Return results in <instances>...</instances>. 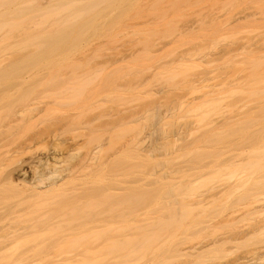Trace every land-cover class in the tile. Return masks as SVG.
Returning <instances> with one entry per match:
<instances>
[{
	"label": "bare ground",
	"instance_id": "obj_1",
	"mask_svg": "<svg viewBox=\"0 0 264 264\" xmlns=\"http://www.w3.org/2000/svg\"><path fill=\"white\" fill-rule=\"evenodd\" d=\"M143 1H145V0H143ZM142 0H0V120H2L3 122H1L2 123V125H1V130H2V127H3V125H4V127H6V128H4L3 127V130L2 131H4L5 132V134L6 135H4V133L0 130V132H2V133H0V148L1 147H3V148H5L4 149V151H2V152H0V157L1 156H3V155H5L6 156V158L8 157V155L11 157V158H9V159H11V162L15 159V160H17L19 157H21V158H23L22 156L23 155H21V156H19L20 154H25V152L26 151H24L25 149H27V148H29V146L32 144V142H34L35 141V143H36V141L37 140H39L40 138H43V140L44 141H42V140H39V141H41V142H44V143H46L45 141H47V140H45L47 137H52L53 139H55V138H57V139H55L56 140V142H54V143H56L57 144V142H61L62 143V140L61 139H59L58 140V138L61 136V132L59 131L58 133L60 134H57V131H55V130H58V126H60L61 125V131L63 130V131H65L64 133H63V131H62V135L63 136H61V138L63 139L64 138V136H69V137H72V134H73V136L74 137H72V138H70V140L71 139H73L74 138V140H75V137L77 138L78 136L79 137H85L86 139L87 138H89L90 137V135L88 134V133H90L89 132V130L87 131V129L86 128H88L87 127V122H88V120H89V118L86 120V124L84 123V121L85 120H83V121H77V122H75L76 121V119L75 118H77V120L79 119L80 120V118H81V116L83 117H85V115H87L88 114V112L90 113V109L94 106V103H92V104H90V102H92L91 100L93 99V97H97V95H102L103 94V91L105 92V88L108 86V88H109V86H110V88H111V85H107V86H104L103 87V82L105 81V80H103V78L104 77H101V74L102 73H99V74H93V73H90V71L88 70V69H86V68H84L85 67V63H84V61L82 62V60H78L77 59V53L82 49V48H84V47H86L89 43H90V41H92L93 39H96V38H99V37H101V36H103V34H107V35H112L113 33H114V30H115V28L116 27H119V26H121L122 24H129V25H131V24H133V26H135V25H137V23L136 22H140V19H138L139 17L140 18H144L145 17V19L147 20V21H149V19L151 18H153L152 16H155L154 17V19L155 18H157V21H158V24H159V21L161 20V18H165V17H167V14H168V16H169V12L170 11H172V13L174 14V15H176L175 13H176V9H178V8H174V6L175 7H177L178 5H179V7L180 6H182L181 8H180V10L181 9H183L184 10V8H185V6H186V8H188L187 7V5L189 6V4H191V5H193L194 4V1L195 2H200V3H202V1L203 2H205L206 0H179V1H181V2H183L185 5L183 6V3L180 5V2H176L175 0H166V2L168 1V2H170V4L167 2V4H168V6L166 7V9H168V10H164L165 9V7H163V6H165V5H163L162 6V4H165L166 2H161V3H159L158 4V2H157V4H152V7H147V8H149V9H147V8H145V5L144 6H142V2H143ZM154 1H156V0H154ZM160 1H162V0H160ZM211 1V0H210ZM217 0H215V2H216ZM225 1V0H224ZM227 1H229V0H227ZM227 1H225V3H227ZM233 0H231L230 2L231 3H234V2H236V4H237V8H238V5H240L239 3V1H233ZM243 1V0H242ZM245 1V0H244ZM247 1V0H246ZM261 1H264V0H261ZM145 2H147V1H145ZM176 4H175V3ZM214 1H213V7H214V5H215V7L213 8V9H215V8H217V9H219L218 7L221 5L222 6V2L221 1H217L216 3H215ZM221 3V4H217V3ZM250 2V1H249ZM257 2V1H256ZM172 3H174L175 5L173 6V5H171ZM208 3V5H210L209 3L210 2H207ZM215 3V4H214ZM225 3L223 4V6L224 7H226L228 4H226V6H225ZM242 3V2H241ZM251 3H252V1H251ZM258 3V2H257ZM260 3V2H259ZM263 3V2H262ZM145 4V3H144ZM178 4V5H177ZM187 4V5H186ZM196 4V3H195ZM244 4H245V2H244ZM256 3H255V1H254V4H253V6L255 5ZM154 5V6H153ZM169 5H170V7H169ZM190 5V6H191ZM208 5H206V8H205V12H206V15L207 14H209V11L207 12L206 11V9L208 8ZM216 5L218 6V7H216ZM230 5V4H229ZM228 5V6H229ZM232 6H233V4H231ZM243 5V4H242ZM242 5H240V6H242ZM247 5V4H246ZM189 6V7H190ZM195 6V5H194ZM221 6H220V9H223V10H225L224 8H221ZM222 6V7H223ZM236 6V5H235ZM234 6V7H235ZM239 6V7H240ZM255 6H257L258 7V5H255ZM261 7H263L264 6V4L263 5H260ZM257 7H255V8H257ZM164 8V9H163ZM231 6H230V10H231ZM189 9V8H188ZM199 9V8H198ZM200 9H201V7H200ZM200 9H199V14H200ZM208 9H210V8H208ZM226 9H228V7H226ZM228 9V10H229ZM258 9H259V7H258ZM183 10L181 11V12H183ZM229 10V11H230ZM174 11V12H173ZM185 11V10H184ZM198 11V10H197ZM196 11V12H197ZM202 11V13L204 14L205 12H203V10H201ZM258 11H261V10H258ZM258 11H257V13H258ZM263 11H264V8H263ZM262 11V12H263ZM177 12H179V9H178V11ZM180 12V13H181ZM186 12V11H185ZM184 12V13H185ZM261 12V13H262ZM171 12H170V14H172ZM211 13V12H210ZM260 12H259V14H258V16L260 17H258V18H256V23H257V20L258 19H261V17H263V15L262 14H264V12L261 14ZM172 14V15H173ZM189 15L188 13H185L184 15ZM202 14V15H203ZM261 14V15H260ZM205 15V14H204ZM209 15H211V14H209ZM232 15V14H231ZM147 16V17H146ZM151 16V17H150ZM171 16V15H170ZM169 16V17H170ZM180 16V15H179ZM201 16V15H200ZM212 16V15H211ZM210 16V17H211ZM214 16V15H213ZM212 16V17H213ZM249 15H246L244 18H247ZM148 17H150L149 19H148ZM174 17V16H173ZM231 17H233V16H231ZM136 18H137V20H136ZM175 18V17H174ZM173 18V19H174ZM177 18V17H176ZM205 18H207V17H205ZM145 19H142L143 21L145 20ZM153 19V20H154ZM165 19H167L168 20V17L167 18H165ZM165 19L163 20L165 23H163L162 25H160L161 27H162V29H166V31H167V29L169 30L168 32H171L170 30H172L173 32H174V27L173 26H171L170 24H174V23H168L167 21H165ZM203 19H204V17H203ZM230 18H228V20H229ZM128 20H130V23L129 22H127ZM145 20V21H146ZM156 20V19H155ZM171 21H172V16H171V19H170ZM176 20H178V19H176ZM208 20V18L206 19V21ZM214 20H216L215 18H211V21H214ZM263 20H264V18H263ZM262 20V21H263ZM142 21V22H143ZM169 21V20H168ZM209 21V20H208ZM138 22V23H139ZM152 22V21H151ZM154 22V21H153ZM169 24L168 26L166 25L167 23ZM174 22H176L175 21V19H174ZM215 22H217V21H215ZM215 22H213V23H215ZM218 22H220V21H218ZM141 23V22H140ZM145 23H147V22H145ZM148 23H150V22H148ZM206 23V22H205ZM205 23H204V25H205ZM208 23V22H207ZM206 23V26H208L209 27V23L207 24ZM263 23H264V21H263ZM262 23V24H263ZM142 24V23H141ZM152 24V23H151ZM154 24V23H153ZM157 24V25H158ZM164 24H165V26H164ZM176 24V23H175ZM229 24H231V22H229ZM252 24H253V21H252ZM259 24V23H258ZM261 24V23H260ZM259 24V25H260ZM154 25H156V22H155V24ZM203 25V26H204ZM210 25H212V22L210 23ZM215 25H221V24H215ZM202 26V27H203ZM205 26V27H206ZM145 25L140 29V27H137V29H140L139 31H144V29L147 27H145ZM159 27V26H158ZM157 27V28H158ZM168 27V28H167ZM171 27H173V29L171 28ZM203 28V31H204V33H203V35H206V31L208 30L209 31V29H207V27L206 28ZM237 27V26H236ZM254 27V26H253ZM256 27V26H255ZM258 27V26H257ZM264 27V26H263ZM144 28V29H143ZM170 28V29H169ZM213 28H215V26L213 27ZM231 28H233V27H231ZM150 29V28H149ZM155 29H156V26H155ZM161 29V30H162ZM164 29V30H165ZM204 29H206V30H204ZM211 30H212V27L210 28ZM158 30H160V28L159 29H157V32H158ZM160 30V31H161ZM177 30V27L175 28V31ZM135 31V30H134ZM141 31V32H142ZM148 31H150V30H148ZM147 31V32H148ZM151 31H153L152 30V28H151ZM201 31H202V29H201ZM214 31V30H213ZM257 31V30H256ZM146 32V31H145ZM156 32V31H155ZM162 32H164L163 30H162ZM258 32H260V35L262 34V32H264L263 30H261V31H258ZM136 33V32H135ZM172 33V32H171ZM202 33V32H201ZM208 33V32H207ZM214 34H215V32H213ZM213 33H211V34H213ZM165 34V33H164ZM235 34V33H234ZM231 35V34H230ZM229 35V36H230ZM231 36H234L233 34L231 35ZM230 36V37H231ZM263 34L261 35V37L263 38ZM262 38H260V39H262ZM148 39H150V41H152V43L154 42L153 40H151V38H148ZM145 40H147V38L145 39ZM187 40V39H186ZM188 41H190V40H188ZM149 43V41L147 40L146 41V43ZM145 43V44H146ZM147 43V44H148ZM152 43L150 42L148 45L149 46H151L152 45ZM260 43V42H259ZM263 45H264V42H261ZM261 44V45H262ZM148 45H145L146 47L145 48H148L149 46ZM261 45H260V47H261ZM264 47V46H263ZM85 49V48H84ZM261 49H264V48H261ZM147 50V49H146ZM149 53V52H148ZM242 53H244V52H242ZM251 53H252V51L249 53V56L251 55ZM254 54H256V53H254V51H253V54H252V56L253 57H255L256 58V56H254ZM219 55V54H218ZM244 55V54H243ZM246 55H248V53L246 54L245 53V55L244 56H246ZM144 56V55H143ZM252 56H251V58H252ZM75 57H76V59H75ZM147 57H148V55H147ZM146 56L145 57H143V58H146V59H148L149 60V58H147ZM142 58V59H143ZM219 58H221V57H219ZM232 58V57H231ZM246 58H248V57H244L243 58V56L241 57V60H240V57H237L236 58V56H234V60L235 59H237V60H233L232 62H236V64H238L239 62L238 61H240V62H245L247 59ZM260 58V57H259ZM262 58V57H261ZM260 58V59H261ZM80 59V58H79ZM239 59V60H238ZM243 59V60H242ZM246 59V60H245ZM253 59V58H252ZM250 60V59H248L247 61H248V63L251 61L253 64L251 65V63L250 64H248V65H245L244 63H241L240 65H241V69L242 70H244L243 68V66H246L245 68H247V69H249V65H251V72H250V70L248 71V74H249V76H250V73H252L251 75H252V79H249V80H252V82L253 83H255L256 85H258V83L260 84L261 82L262 83H264V69H262V68H264L262 65H260L258 62L260 61V60H257L258 58H256V61H254V60ZM152 60V59H151ZM217 60V59H216ZM232 60V59H231ZM262 60V63H264V59L262 58L261 59ZM80 61H81V63H80ZM143 61V60H142ZM192 61V60H191ZM190 61V62H191ZM226 62L228 61V60H225ZM224 61V62H225ZM189 62V63H190ZM194 62V61H193ZM224 62H222V63H224ZM231 62V63H232ZM238 62V63H237ZM255 62V63H254ZM221 63V64H222ZM228 63H230V61L228 62ZM183 64H185V63H183ZM191 64H192V62H191ZM186 64V65H189V66H193L194 67V64ZM234 63H232L231 65H233ZM243 64V65H242ZM231 65H225V66H231ZM239 65V64H238ZM84 66V67H83ZM87 66V68H88V65H86ZM180 66V67H179ZM178 67H176V68H179V70H180V68H182L183 69V67L184 66H182V65H179ZM197 66V65H196ZM212 66H214L213 64H212ZM223 66V65H222ZM262 66V67H261ZM82 67L84 68V70H85V72L83 71V69H82ZM136 67V66H135ZM193 67H188V69H191L192 70V68ZM217 67V66H216ZM235 67L236 68H239V66H236L235 65ZM79 68V69H78ZM176 68H174V70L176 69ZM209 68V67H208ZM212 68V67H211ZM254 68H255V70H254ZM257 68V69H256ZM261 68V69H260ZM71 71H70V70ZM78 69V70H77ZM185 69V68H184ZM183 69V71L184 72H187V71H189L188 69H186V71ZM214 69L215 68H213V73H214ZM217 69H218V67L215 69L216 71H217ZM219 69H225V67L224 68H220L219 67ZM252 69H253V72H252ZM259 69H260V72H258L259 71ZM70 71V72H68V71ZM82 71V72H78V71ZM173 70V69H172ZM212 70V69H211ZM211 70H209V71H211ZM236 70H240V68L239 69H236ZM87 71H89V72H87ZM169 71V70H168ZM171 71V70H170ZM170 71L168 72V73H170ZM177 71V69L175 70V72ZM182 71V70H181ZM181 71H179L180 73H181ZM209 71H207V72H209ZM215 71V73H217ZM241 71V70H240ZM262 71V72H261ZM73 72V73H72ZM116 72V71H115ZM175 72H172V73H175ZM219 72V71H218ZM223 72H224V70H223ZM223 72L221 71V72H219L218 73V75H221V74H223ZM246 73H247V71H245ZM250 72V73H249ZM47 73V75L45 76V74ZM70 73V75L69 76H67L68 77V79L69 78H71V76H72V78L71 79H67V77H66V75L67 74H69ZM80 73H82L83 75H81ZM85 73V74H84ZM87 73H89V74H87ZM166 73H167V71H166ZM209 73H212V72H209ZM226 73V72H225ZM224 73V74H225ZM243 73H244V71H243ZM261 73V74H260ZM114 74H116V73H111L110 74V76H112V75H114ZM137 74V73H136ZM187 74H190V71L189 72H187ZM45 76V77H42V76ZM83 77H81V76ZM84 75H85V78H84ZM100 75V76H99ZM107 75V74H106ZM117 75H119V74H117ZM162 75H164V74H162ZM244 75H246L247 76V74H245L244 73ZM98 76L100 77V79L102 78V80L101 81H99L100 79H98ZM116 76V75H115ZM177 76V75H176ZM189 76V75H188ZM66 77V78H65ZM75 77V78H74ZM173 77H174V75L173 76H171V78L173 79ZM179 76H177V80L179 81V78H178ZM63 78H65V80H67V81H65L66 82V86L65 85H63L61 88H59L62 84H63V82H62V79ZM114 78V77H113ZM164 78H166V81L169 83V82H171V81H173L172 79H170V77H164ZM168 78V79H167ZM249 78V77H248ZM106 79V78H105ZM108 79H109V77H108ZM111 79V78H110ZM181 79H183V78H181ZM185 79L186 80H190L189 78H186L185 77ZM61 80V81H60ZM73 80H75L74 81V84L72 83L73 82ZM112 80V79H111ZM165 80V79H164ZM175 80H176V77H174V83H172V85H174L176 82H178V81H176L175 82ZM224 80H228V79H224ZM68 81H71V83H69V85H68ZM99 81V82H98ZM108 81H110V80H108ZM231 81V80H230ZM239 81V80H238ZM237 81V82H238ZM242 81V80H241ZM32 84H31V83ZM62 82V84H60ZM64 82V83H65ZM110 82H114V81H110ZM186 83H187V81H185ZM226 82V81H225ZM229 82V80L227 81V83ZM251 82V81H250ZM249 82V83H250ZM252 82L250 83L251 85H252ZM59 83V84H58ZM107 82L105 81V83L104 84H106ZM170 83V84H171ZM242 83H245V81L243 82H241V83H236V84H242ZM73 84V85H72ZM108 84V83H107ZM113 84H115V83H113ZM252 85L251 86V88H253V86H254V88H256L255 86L256 85ZM44 85H50L51 87H50V91H49V93L48 94H45V95H41L40 93H39V89L41 88V87H43ZM94 86V85H98V88H96V86L94 87V89L93 88H88L89 86ZM245 85H247V82H246V84ZM59 86V87H58ZM117 86V87H116ZM133 86V85H132ZM238 86V85H237ZM115 87L117 88L116 89V91H119V87H118V85L116 84L115 85ZM242 87V86H241ZM243 87H244V85H243ZM242 87V88H243ZM67 88V89H66ZM104 88V89H103ZM110 88L108 89V90H110ZM112 88H113V86H112ZM246 88V87H245ZM251 88H249L250 90H248V91H250L249 92V96H259V97H263L264 98V95H262L260 92H258L259 90H257L258 88H256L255 90H253V89H251ZM66 89V90H65ZM89 89H91V90H89ZM113 91H114V89H112ZM240 90H241V88H240ZM111 92V90H110V94H112V93H117V92ZM212 91H214V90H212ZM97 92H100V94H97ZM107 92V91H106ZM209 93L207 94V93H205L206 95H209V94H213V93H215V92H217L218 93V91L216 90V91H214V92H212L211 93V90L210 91H208ZM238 92H241V91H238ZM96 93V94H95ZM118 93H120V92H118ZM117 93V94H118ZM217 93H216V95L214 94L213 96H218L217 95ZM223 93V92H222ZM251 93V94H250ZM92 94H93V97H92ZM95 94V95H94ZM107 94H108V92H107ZM116 94V95H117ZM242 94V93H241ZM106 95V94H105ZM113 95V94H112ZM112 95H108L107 97H109L110 98V101L112 102V101H114V100H117V96L112 100L111 98H112ZM219 95H220V92H219ZM243 95V94H242ZM42 96V97H41ZM113 96H115V95H113ZM120 96H121V94H120ZM222 96V97H221ZM233 96V95H232ZM44 97V98H43ZM45 97H47V98H45ZM125 97H126V95L125 96H123V97H121V98H124L123 100H122V102H127L128 101V98L127 99H125ZM208 97H210V95L209 96H206V102H207V98ZM220 97L221 98H224L225 97V95L223 96V95H220ZM234 97V96H233ZM236 97V96H235ZM241 97V96H240ZM238 98V97H236V99L234 100H232V103H233V105H234V109L233 110H247L246 112L248 113L250 110H256L255 112H254V110L252 111L253 112V116L251 115L252 113H251V111L248 113V115H247V113L246 114H244V112H243V114L246 116L247 115V118H248V116L249 115H251V117H249L248 118V122L247 123H245L246 122V120H244L243 119V117H244V115L243 114H241V118L240 117H238V119H239V121H238V123H236V124H232L231 125V127L233 128V129H228V130H226V128H225V126L226 125H223L224 123H228V121H229V123L232 121H234L233 123H235L236 122V120H237V116L239 115L240 116V114L239 113H242V112H236V111H234L236 114V116L234 115V112H233V110L231 111V116L230 115H227L226 117H224L222 120H220V123H222L223 122V127L224 128H222V130L219 128V126L221 125L220 123H219V121L217 122V121H215V122H212V124L214 125L215 123H217V125H219V126H217L216 124H215V126H217L216 127V129H215V131H217L218 129V132H214V129H213V127L215 128V126H212V124H211V128L213 129V131H211V136L213 137V138H211V137H209V135L208 136H204V137H209V138H207V139H210V141L212 140H214V142H222V148L223 149H225L226 147H228L232 142L231 141H234L237 137L239 138V134H237L238 132L239 133H241L240 132V130L241 131H244V132H247L248 130H250V129H248L249 127H251L254 123H256V122H258V121H260V122H264V103H263V106H262V100H260L261 101V103H260V101H258V103L260 104H258L259 106H261L260 108H258V105L256 106V105H253L252 107H247V109L245 108V106H246V104H242V103H240L241 102V100L240 99H243L242 97L241 98ZM40 98H42V99H40ZM108 98V99H109ZM121 98H119L120 100H121ZM47 100V101H45V100ZM214 99V100H213ZM210 98V103H212L213 102V104L215 103L216 104V101H220V99H219V97L217 98L216 97V99H215V97L214 98ZM217 99H219V100H217ZM41 100H42V102H41ZM90 100V101H89ZM119 100V102H121ZM238 102H237V101ZM68 101V102H67ZM118 101V100H117ZM235 101V102H234ZM71 102L72 103H74V104H72L71 105ZM115 102V101H114ZM205 101H204V103H205V105H207V103H206ZM264 102V101H263ZM59 103V104H58ZM64 105H63V104ZM68 103H70L69 104V106H71V108L67 105ZM75 103H76V108L77 107H79L80 108V106H82L83 108H82V110H75V112L73 111V112H71L70 113V109H71V111H72V109L74 110L75 108ZM118 103V102H117ZM203 103V104H204ZM209 103V102H208ZM209 103V104H210ZM40 104H42V105H40ZM58 104V105H57ZM203 104H201L200 106L201 107H205V105H203ZM207 105L206 106V108H201L200 106H197L198 108H201V111L202 110H204V112L207 114V109H209V107H212L213 108V106H214V109H216L218 106H215V105ZM242 104V105H241ZM56 105V106H55ZM63 105V106H62ZM65 105H67L68 107H69V109H68V107L67 106H65ZM217 105V104H216ZM237 105H239V106H243L242 108L241 107H239V106H237ZM42 106V107H41ZM55 106V107H54ZM62 106V107H61ZM41 107V108H40ZM60 107V108H59ZM65 107H67V108H65ZM91 107V108H90ZM236 107V108H235ZM239 107V108H238ZM51 108H52V111L54 112H52L51 111ZM55 108L57 109V111H58V113H57V111L55 112ZM94 108V107H93ZM92 108V109H93ZM197 108V109H198ZM249 108H251V109H249ZM256 108H258V109H260V110H257ZM3 111H2V110ZM59 109V110H58ZM62 109V110H61ZM63 109H64V111H65V109L66 110H68L69 112H66V113H64V111H63ZM81 109V108H80ZM156 109V108H155ZM153 110V112L155 111V113H156V117L157 116H159V112H160V108H157L156 110L158 111V112H156V110ZM206 109V110H205ZM249 109V110H248ZM89 110V111H88ZM118 110V109H117ZM210 110H212L211 108H210ZM41 111H44L42 114L40 113ZM49 111H51L52 113H50ZM60 111H61V113H60ZM79 111V112H78ZM164 111V110H163ZM209 111V110H208ZM259 111V112H258ZM62 112L65 114V115H63V116H61V117H59L60 116V114H62ZM153 112H152V114H153ZM60 113V114H59ZM118 113H119V110H118ZM155 113L152 115V114H150L149 115V117H148V119L150 118V116H152V118H150L149 120H151V121H153V119H154V122L156 123L157 122V124L159 123V121L161 120V122H163V120L161 119V117H163V115L161 114L160 115V117L159 118H156V120H158V121H155ZM162 113V112H161ZM164 113V118L165 119H167V120H169V118L167 117V114H166V112L164 111L163 112ZM205 113H203L204 115H202V120L201 121H205L204 119H205V117H206V114ZM230 113V112H229ZM257 113V115L254 117V115ZM44 114V115H43ZM54 114H56V115H54ZM59 114V115H58ZM125 114V113H124ZM259 114V115H258ZM79 115H80V117H79ZM129 115H130V117H132V118H130L129 120H130V122H129V120H128V122H127V120H125L127 117H125L126 115H124V116H121V118L120 117H118L117 119L118 120H122V121H117L116 123H120L121 122V124L123 125V121L125 122V128H129L130 130L132 129V123L134 122V120H136L135 118H134V116H131V115H134L133 113H132V111H129ZM234 115V116H233ZM261 115V117H259L261 120H258L257 121V119H259V118H257L256 119V117H258V116H260ZM58 116V117H57ZM231 117L232 118V116L235 118V120H234V118L233 119H228L227 117ZM2 117V118H1ZM83 117V118H84ZM87 117V116H86ZM86 117H85V119H86ZM167 117V118H166ZM83 118H81V119H83ZM125 118V119H124ZM144 119V117H142V116H140L139 115V113H138V115H137V119ZM204 118V119H203ZM228 119V121L227 122H224L225 120H227ZM5 119V120H4ZM46 120V121H44V120ZM116 119V120H117ZM132 119H134V120H132ZM225 119V120H224ZM240 119H243V120H240ZM7 120V122H5ZM41 120V121H40ZM75 120V121H74ZM147 120V119H146ZM255 120H256V122H255ZM36 121H40V122H42L41 124H40V122L38 123V122H36ZM49 123H48V122ZM70 121H71V123H70ZM73 121V122H72ZM200 121V122H201ZM243 123H242V122ZM4 122L6 123V124H4ZM28 122V125H26V124H24V123H27ZM48 123L49 125L51 124L52 125V123H53V125H55V123H57L58 125H57V127H56V125H55V129L54 128H51V127H53V126H46V124H44V123ZM51 122V123H50ZM80 122H82V123H84V124H82V123H80ZM132 122V123H131ZM165 122V121H164ZM167 122V121H166ZM242 124H241V123ZM0 123V124H1ZM38 123V125L39 126H41V129H39L40 131H38V125L36 126V130H32V129H34L35 128V126H33L32 127V125H36ZM60 123V124H59ZM68 123H70V125L68 124ZM73 123V124H72ZM79 123H80V125H79ZM127 123V124H126ZM193 123H195L194 121H193ZM202 123V122H201ZM219 123V124H218ZM227 124V125H230V124ZM244 123L246 124V125H244ZM30 124H32L31 125V127H29L30 126ZM43 124V125H42ZM77 124V127H75V125ZM131 126H130V125ZM154 124V123H153ZM196 125H197V121H196V123H195ZM23 125H26V127L24 126L23 127V132L22 133H20L21 131L20 130H22V127L21 126H23ZM45 125V126H44ZM62 125L64 126L65 125V127H66V125H69L71 128H72V126H73V128L71 129L69 126H67L68 128H70L72 131H74V132H70L69 133V135H68V131H70V129L68 130V128L66 127V129H62ZM120 125V124H119ZM126 125H127V127H126ZM129 125V126H128ZM240 125V126H239ZM242 125H244V126H246V129H247V131H245L246 129H244L245 127L243 126L242 127ZM44 126V128H42ZM80 126V127H79ZM140 126V125H139ZM157 127H158V125H156ZM162 126V125H161ZM236 126V127H235ZM18 127H21V128H18ZM27 127H29L33 132H34V134L32 135V133L33 132H30L29 130L30 129H26ZM46 127V128H45ZM47 127H50V129L49 130H51V129H53V133H51L52 132V130H51V132L50 133H48L47 132ZM83 128L84 127V130L83 129H79L78 130V128ZM160 127V126H159ZM240 127V128H239ZM248 127V128H247ZM11 128H13V129H11ZM15 128H17L16 130L18 131V135L19 134H22L21 135V137L22 136H24L26 133L27 134H29V136H28V138L26 139V137L24 138V137H20V135L18 136L17 135V137H18V139L16 140V139H14V138H17V137H15V133L14 132H17L16 130H14ZM25 128V129H24ZM75 128V129H74ZM120 128L122 129V127L120 126ZM119 128V129H120ZM162 128V127H161ZM4 129H6L7 130V132H6V130H4ZM13 131L14 130V132H12L11 130ZM18 129H20V130H18ZM44 129V130H43ZM74 129V130H73ZM118 129V130H119ZM133 129H135V128H133ZM211 129V130H212ZM238 129V131L236 132V134H237V137L234 139V136L233 135H235V133H232V135H230L231 137H227V136H229L228 134H227V136H226V134H225V132L226 133H231V131L233 130H237ZM25 130H26V132H25ZM46 130V131H45ZM77 132H76V131ZM81 130V131H80ZM136 130V129H135ZM225 130V131H224ZM230 130V131H229ZM258 130V129H257ZM254 130V131H256V132H254L253 134H250V131H248L247 133H243V134H241L242 136H241V141L244 143L243 145H245V146H247L246 148H243L241 145H238V146H241L242 148H243V153H249V152H246L245 150L246 149H249V148H252L253 147V149H251L252 151L250 152V154L248 155L247 154V156L246 155H244V156H246V158L244 157V158H242L240 155H239V152L237 153L236 152V148L234 147V144H233V147H231V148H234V149H232V154L231 155H233V150L235 151V154L231 157L230 156V154L229 153H227L228 155H226V152L228 151H225V150H223V152H225V158H227L228 160H225V162L227 163V165H228V163H229V166H230V168H231V170H232V174L229 172V171H227V170H230V169H227V167L226 168H223V167H221L222 168V170H221V168L219 169V166H224V165H219V164H217V163H215V161H214V158L215 157H217L219 160L221 159V158H219L218 156L219 155H222V154H217V156H216V154H215V150H214V148H212L213 147V145H211V143H213L212 141L210 142H208L207 140H205L206 141V143L205 142H202V145L201 146H203V144H207V145H211V148L214 150H212L210 153H212L211 155L213 156V153H214V156H213V159H211L210 158V155L208 156V155H205L204 153H202V151H203V149H201V147L199 148V144L201 143V142H198L199 140H197V138L198 139H200L199 138V136H197V137H194L193 139H191V140H193L192 141V143L191 142H189V141H191V140H189V141H183L182 143L184 144V146L185 145H188L189 143L190 144H192L191 146H193V145H195L197 142L199 143H197L196 144V146H193V147H196V149H198V151L196 150L195 151V148L193 149V147L191 148V146H185V148H189L190 150L191 149H193V151H195V152H192V151H189L190 152V155H189V153L187 152V153H185V152H183V153H185L186 155L188 154V156H190L191 157V160H190V162H188V163H192L193 161H194V163L193 164H190V165H193V166H195L196 167V165L198 164V161H199V164H198V166L199 165H201L202 163H206V164H208V166H206L205 167V164H204V166L203 165H201V167H196L197 169V172H201L202 171V173L204 172V171H208L209 172V170H211L210 172H214L215 174H217L218 175V171L217 170H220V171H222L220 174L222 175V178L224 177H229V175H230V178L229 179H233V180H235V181H229V182H227L226 183V180H224L225 182H221L220 181V184L219 185H217V187L218 186H222V184H223V187H225L224 185H229V184H231V186L229 187V186H227L226 188L228 189V190H230V189H232L233 190V188H234V186L236 187V185H233V187H232V184L233 183H242L243 184V182L245 183V182H247V181H250V177L248 178L247 176H252V175H250L251 173L253 174L254 173V176H257V174H259L260 175V173L262 172L263 173V171H264V164L262 165V163H264L263 161H264V134L262 133V130L260 129V130ZM39 133H38V132ZM44 131V132H43ZM123 131V130H122ZM121 131V132H122ZM132 131V130H131ZM137 131V132H136ZM135 131V133H136V137H137V133H139L138 132V130H136ZM155 131H157V129L155 128ZM221 131V132H220ZM222 131H224V132H222ZM234 131V132H235ZM261 131V132H260ZM11 132H12V135H14V137L11 135ZM25 132V133H24ZM43 132V133H42ZM45 132L46 133H48V134H45ZM82 132H84V133H82ZM88 132V133H87ZM159 132H160V130H159ZM212 132H214V133H218V134H220V136H222L221 134H223L226 138H232V136H233V138L232 139H234V140H228V139H226L225 137H223L224 139H225V141L222 139V138H220V136L217 134V136H215ZM220 132V133H219ZM251 132H253V131H251ZM80 133V134H79ZM141 133V132H140ZM153 133H154V131H153ZM258 134V136H256V134ZM259 133H262V134H260L261 136H260V138H259ZM8 134V135H7ZM9 134L11 135V137L15 140V141H21V143H22V145H20V143H18V142H15L14 140H12L11 138V141L10 140H8L9 138ZM24 134V135H23ZM27 134H26V136H27ZM77 134H79V135H77ZM85 134V135H84ZM127 134H129V132L127 133V132H122V134H120L121 136L123 135V136H125V137H127L126 135ZM2 135V136H1ZM6 136V137H4V136ZM57 135H59L58 137H57ZM71 135V136H70ZM82 135V136H81ZM117 135V134H116ZM134 135V134H133ZM158 135V133L156 132V136ZM254 135V136H253ZM44 136H45V139H44ZM121 136H120V138L118 139L117 137H116V139H118V140H116L115 139V137H114V140L115 141H117V142H119L120 140H122V141H120V142H122V143H124L125 141L127 142H125L126 144H122V148L121 147H119V145H117L118 147H116V150H118L117 148H121V150L123 149H125L124 147H127L126 145H130V143H128V140H127V138L129 139L130 137H131V139L133 138L132 136H130V135H128V137L127 138H125V140H123V139H121ZM122 136V137H123ZM219 136V137H218ZM236 136V135H235ZM98 137V135H96V137L95 138H97ZM151 137V136H150ZM160 137V136H159ZM158 137V138H159ZM201 137V136H200ZM216 137V138H215ZM219 138V140H218V138ZM259 138V141L260 142H257V140L255 139V138ZM4 138L5 139H7L8 141L6 142L7 144H8V142L10 141V143L9 144H11L12 145V142L14 141V145H16V146H14L15 148H17L18 149V151L17 150H15V148L13 147V145H12V147H13V149L11 150L10 149V145L9 146H6L4 143H3V141H5L4 140ZM23 138L24 139H26V140H23ZM49 138H47L48 139V141H49ZM100 137H98V139H99ZM138 138H139V136L137 137V139H136V141H138ZM155 139V141H154V139ZM196 138V139H195ZM237 138V139H238ZM252 138H254L255 140H256V142H254L253 140H252ZM22 139V140H21ZM68 139V137L66 138V140ZM130 139V140H131ZM145 139V138H144ZM146 139H147V137H146ZM159 139H162V141L160 142V140H159V144H158V148H157V146H156V149H160V148H162V149H160L162 152L163 151H165V153L167 152V154H164V152L162 153L161 151H159V153H161V154H159L158 153V151H156L157 152V154H159L158 156H160L161 157V155L163 154V155H169V156H167V158L165 157V156H163V158H166V159H163V158H158V156L157 155H155V157L156 158H158V159H163V160H169L170 158H168V157H170V155L172 154H175L176 153V151L178 152V151H181V146H182V149L184 148L183 147V144L181 145V146H179L178 147V149H177V147H175V148H173V145L175 146V144H173L172 142L174 141V143H176V141H177V139L176 140H173L172 142H171V144L172 145H169V141H165L166 143V145L163 143V138H162V136H161V138H159ZM204 139V138H203ZM202 139V137H201V140L202 141H204ZM206 139V138H205ZM55 140H52V141H55ZM89 140V139H88ZM88 140H86V142L88 141ZM150 140H153V142H155V143H158V141H157V137H151L150 138ZM197 140V141H196ZM200 140V141H201ZM216 140V141H215ZM221 140H223L224 142H226V141H230L231 143L229 144V143H225V145L227 144H229L228 146H225V145H223L224 144V142L223 141H221ZM24 141V142H23ZM47 141V142H48ZM50 141H51V138H50ZM63 141H65V139H63ZM68 142H69V140H67ZM67 141H65V142H67ZM91 141V140H90ZM124 141V142H123ZM131 141H133V140H131ZM157 141V142H156ZM195 141V142H194ZM236 141V140H235ZM240 141V140H239ZM240 141V142H241ZM255 143H253V142ZM92 142H96L95 140H94V138H92V141L90 142V143H92ZM101 142V140L99 141V143ZM117 142H115V143H117ZM130 142V141H129ZM133 142H135V140L133 141ZM133 142H131V144L133 143ZM141 141L139 140V143H140ZM189 142V143H188ZM238 142V141H237ZM248 142H250V143H252L253 145L251 146V144L249 143V144H247ZM17 143V144H16ZM40 143V142H39ZM98 142H96L95 143V146H96V148L94 149V148H91V149H88L89 150V152H87V150L86 151H84L85 152V154L83 153V152H80V151H78L79 152V155H78V152L76 153L77 155H74L73 154V156L71 157V155L69 156V157H67V158H64L65 157V152H64V150H63V154H64V156L62 155L61 156V154H62V151L60 152V150H57L58 149V145H59V143H58V147H55V150H53V151H51L50 150V152L48 153L47 152V154L46 153H43L42 155H40V156H34V157H32L29 161H28V163L26 162H20L19 160L20 159H18L17 161H15V162H18V164H16L15 162H14V164L16 165V166H14V168H13V170L11 171V172H14V173H11V174H9L8 172L10 171V170H8V168L12 165V163H11V165L10 164H8L9 163V161L8 160H6L5 161V159L6 158H4V156H3V159H0V160H2V163L4 164H6V166L8 167H6L5 168V164L4 165H1V166H3V167H1L0 166V169H4V170H8V172L7 171H5V176H6V173L8 174V176L6 177V178H3L2 176H4V174L2 175V171H4V170H1L0 171V179L1 180H3V183H2V185L1 186H3V188L5 187V185L7 184V189H3V188H0V194H2V195H4V197L1 195L0 196V198L1 199H5L6 197L8 198H11L12 196H13V194H12V196H11V194H8V192L9 193H11L12 191L10 190V187H11V189H13L14 191H17V190H15V189H18L20 192V194L21 195H19L18 196V194H17V192H15L17 195H15V193H14V195H15V198L14 197H12V198H14L15 199V201H16V204L18 205V204H20L21 202V205L25 208V209H28V208H30V210H28V211H26V210H24L23 211V207L21 208V207H17L16 208V204L13 206H11L12 208H13V210H15V212H16V214H15V212L13 213V214H15V215H13L12 213H11V211H10V209H9V206H8V208L6 207H1L0 208V257H1V254H2V256H5V259H4V257H1L0 259H2L3 258V260H7L8 258H9V260H7V263H10V258L12 257L11 256V254H17L18 255V253H20L19 255V257H21L22 259H26V258H33L32 256H34L35 255V253L37 254V253H39L40 255H41V257L42 258H44V256H45V254H44V252H47V256H48V254H49V256H51V255H53V253L55 252L53 249L55 248V250H56V252H57V254L56 253H54V255H53V257L54 256H57L58 257V255L60 256H65L64 258H66V256H67V258L64 260V261H66V260H69L70 258L72 259H75V258H77V259H79L80 261L78 262H76L77 264H137L141 259L143 260V258H145L146 256L148 257L150 254L152 255H154L155 253V255L157 256V258H161L160 257V255L162 254L163 255V253H162V251L160 252V249H162L161 248V245H162V243H163V241L165 242V240H167V236H168V238H169V235H174V234H176L175 233V231L179 228H181L180 227V225H183V224H186V222L188 221L187 219V216L189 215V213H190V215L191 214H193V213H196V214H193V215H191V217L193 216V218L195 219V217L197 216L198 218L200 217V218H202V214H205L206 215V210H202V209H198V211H196L197 209H195L194 210V208L193 209H191V210H194V211H192V213L190 212V210H189V212H188V204H189V201L191 202V199L189 200V201H185L186 199H189V198H192L193 200H196L197 201V198L198 197H201V196H199L198 194H197V198L195 199L194 197H192L193 195L195 196V194H191V193H188V192H192V188H197L196 186H195V184H197V182L194 184V187H192V185H190V183H193L194 182V180L193 181H189L188 179L187 180H185V181H188V182H185V184L184 185H180V186H182L181 188H183V186H186L187 185V187L185 188H183V189H181V188H178L179 190V193H177V192H175L176 190L175 189H177V187H178V185H179V183H176V184H174L175 182H173L172 180L174 179V176H173V178L171 177V175H174L175 174V171H177L178 173H180V172H182L183 173V171H185V170H187V168L189 167V169H188V171L189 170H192L191 168H193L194 170H195V168L194 167H191L190 168V165L189 164H187V162H184V163H182V164H184V168H182V169H184L183 171H179V170H177V169H181V167L179 166V165H182V164H178V167H177V169L176 170H173V169H169L168 170V168H169V166L168 165H170V164H177V162H174L175 161V159L177 158L175 155L174 156H172L171 157V159H170V161L172 162H170V161H168V163H166L165 161L163 162V160H158V159H156L157 160V162H155L154 164L156 165H153L152 166V169L151 170H153V173L156 175L159 171V173L156 175V176H158L159 178L158 179H153L154 181L155 180H157V181H153V180H151L150 179V182H152L153 184L154 183H158V185H161L160 184V182H162L161 180V177L163 178V179H165V181H166V186L167 187H169L171 184H174V185H172L171 187L172 188H168V190L166 189V192L165 191H163L162 192V190L161 189H165L166 188V186H163L164 185V183H162L163 185H161L160 187H158V185H157V188L158 189H156V187H153V184H152V188H151V190H149L150 189V186L148 187V186H146V188L148 187L149 189H145V191L144 190H142L143 188L142 187H144L143 186V184H136L135 186H138V185H141L142 187H141V192L142 193H144V192H146V193H144L143 195L141 194V196H142V198H143V201H142V199L141 200H139L140 198H137V197H141L138 193H136L137 191L136 190H134V189H137L136 187L134 188V187H131V188H134V189H132V191H134V194L132 193L131 194V192L132 191H130L129 189H131L130 188V184L128 185L129 187H127V185L125 186L124 184H126V183H124V179H123V181H122V178L123 177H125V175L124 176H122L123 175V173H126V171H128L127 169H129L130 167L132 168L134 165H133V163L132 162H129V160L132 158V156H131V154H132V152H133V150L131 151V150H128V149H130V148H126V151H127V155H129V156H131V158L130 159H127V157H125V155L123 156V154L122 153H120V154H122V155H118L116 152H113V156H112V153H110L111 154V157H113V158H111V160L113 159V161L115 160V158L117 159V157H115L114 158V153H116V155H118V156H123L124 158H126L125 159V161H124V159H122V157H120L119 159L121 160L120 162H123L122 164H118V163H115V162H119V161H117V160H115L114 162H111L112 164H110L109 162L111 161H108V163H109V165H111V168H110V166H109V169H108V166H106V165H108V163H107V161L106 160H108V159H110V156H109V149H108V151H107V149H104V152H103V150H102V145H101V143L99 144V146H97L98 144H97ZM154 143V144H155ZM161 143H162V145H161ZM188 143V144H187ZM195 143V144H194ZM210 143V144H209ZM18 144L24 149H20L21 147L20 146H18ZM34 144V143H33ZM32 144V145H33ZM36 144H38V141H37V143ZM66 144V143H65ZM65 144H61V145H65ZM137 144H138V142H137ZM136 143H135V146L137 145ZM144 144V142L143 143H141V144H139L140 146L141 145H143ZM148 144H149V146L151 147L152 145H150L151 143H147V145H146V143L144 144V146L146 145L147 147H148ZM247 144V145H246ZM258 144V145H257ZM32 145H31V147H32ZM156 145V144H155ZM162 146V147H160V146ZM167 145H169V147L167 148ZM248 145H250L251 147H249ZM6 146V147H5ZM18 146V147H17ZM66 146V145H65ZM65 146L63 147V148H65ZM94 146V147H95ZM112 146H114V145H112ZM110 147V149H112L113 147ZM131 146V145H130ZM134 146V145H133ZM138 146V145H137ZM137 146L134 148V147H132V148H134V151H135V153H136V150H137ZM143 146V147H144ZM166 146V147H165ZM237 145H236V147H238ZM7 147H9V148H7ZM20 147V148H19ZM147 147L145 148L144 147V149L142 148V146L141 147H139V148H142L143 149V151H142V149H139V150H141L142 151V153H144V151L146 150V153H144L143 155H145L144 157H146L147 155H148V157H150L149 155H152V154H155L156 152L155 151H153V152H151L152 154H150L148 151H150L149 149H151L150 147H148L149 149L147 150ZM160 147V148H159ZM204 147V151H207V149H210V147L208 148V146L206 147V145L205 146H203ZM206 147V148H205ZM62 147H60V149L62 150L63 149ZM164 148V149H163ZM171 150H170V149ZM184 148V149H185ZM229 148V147H228ZM7 149V151L5 152V150ZM29 149H31V148H29ZM54 149V148H53ZM94 149V150H93ZM136 149V150H135ZM153 149V148H152ZM166 149H168L167 151H166ZM175 149V151H173ZM177 149V150H176ZM206 149V150H205ZM227 149V148H226ZM230 149V148H229ZM238 149H240L239 147H238ZM245 149V150H244ZM11 150V154L9 153V151ZM19 150L22 152V153H20L19 152ZM24 152H23V151ZM123 150H122V152H123ZM172 151V152H170V153H168V151ZM186 150V149H185ZM240 150H242V149H240ZM12 151H17V152H19L18 154L17 153H15L14 154V152H12ZM91 151V152H90ZM115 151V150H114ZM125 151V150H124ZM129 151H131V152H129ZM182 151H184V150H182ZM199 151H201V152H199ZM203 151V152H204ZM209 151V150H208ZM219 151H220V149H219ZM245 151V152H244ZM5 152V153H4ZM27 152H29V150H27ZM26 152V153H27ZM87 152V153H86ZM103 152V153H102ZM107 152V153H106ZM119 152H121L120 150L118 151V153ZM175 152V153H174ZM228 152H230V151H228ZM241 152V153H242ZM1 153L3 154V155H1ZM7 153H8V155H7ZM108 154L107 156H105V158L106 157H108V159L106 158L105 160H104V157H102L103 155H105V154ZM130 153V154H129ZM135 153H133L132 155H135ZM147 153H149V154H147ZM193 153V154H192ZM194 153H195V155L197 154V153H199V154H202V155H199V154H197L196 156L194 155ZM207 153V152H206ZM240 153V154H241ZM13 154H14V156H13ZM238 154V155H237ZM15 155H18V157H17V159H16V157H15ZM243 155V154H242ZM136 156H137V153H136ZM136 156H134V158L136 157ZM139 156H142V155H139ZM177 156H178V154H177ZM195 156V157H194ZM201 156V157H200ZM203 156V157H202ZM206 156V157H205ZM226 156H229V157H226ZM241 158H240V157ZM249 156V157H248ZM13 157H14V159H13ZM154 157V158H155ZM189 157V158H190ZM196 157H197V159H196ZM210 158V161L211 160H213V161H211L210 163H215L216 164V167L214 166L215 164H213V165H211V166H213V167H215V168H217L216 170H214V171H212L213 169H215V168H211V167H209L210 165V163L209 162H204V160L203 159H207V158ZM222 157L224 158V156L222 155ZM2 158V157H1ZM63 158V159H62ZM129 158V157H128ZM151 158V157H150ZM150 158H149V160H150ZM153 158V157H152ZM151 158V159H152ZM173 158V159H172ZM179 158H180V156H179ZM189 158H187L186 160L187 161H189ZM193 158V159H192ZM198 158H199V160H198ZM208 158V159H209ZM217 158L215 159L216 160V162L217 161H219V160H217ZM8 159V158H7ZM13 159V160H12ZM64 159H66L67 161H65ZM75 159V160H74ZM101 159H103L102 161H104L105 163H107V164H105V167H107V168H105L104 166H102V165H104L103 164V162L101 163ZM136 159H138V158H136ZM139 159H142V157H140ZM202 159V160H201ZM205 159V160H206ZM242 159V160H241ZM246 159V160H245ZM22 160V159H21ZM71 160V161H70ZM174 160V161H173ZM185 160V161H186ZM7 161H8V163H7ZM23 161V160H22ZM68 161H70V162H68ZM100 163H99V162ZM128 161V162H127ZM158 161H160V162H158ZM192 161V162H191ZM196 161V162H195ZM207 161H209V160H207ZM246 162V161H248V162H246V165H242V166H246V167H243V168H245V169H243V168H241V165H240V170H236L235 168H232L233 166H231V165H237L238 163L239 164H243V162ZM126 162L128 163V164H126ZM151 162V161H150ZM202 162V163H201ZM220 162V161H219ZM262 162V163H261ZM1 163V164H2ZM25 163V164H24ZM165 163V164H164ZM186 163V164H185ZM201 163V164H200ZM221 163H223L222 162V159H221ZM100 164V166H98ZM117 164H118V166L119 167H121L123 164L126 166H122L123 167V169H126L125 170V172L124 171H121V170H116L117 169ZM150 164H153V162L152 163H150ZM160 164H162V165H160ZM167 164V170L165 171V166L164 165H166ZM238 164V165H239ZM9 165V166H8ZM96 165H97V167H100V168H103L104 167V169L102 170H100V168L98 169L97 167H96ZM116 165V166H115ZM132 165V166H131ZM139 166V168L140 169H137V167ZM157 165H160V166H157ZM185 165H189V166H187V168H185L186 166ZM217 165H219L218 167H217ZM130 166V167H129ZM137 166V167H136ZM136 166H134V168H130L129 170H131V172L129 171L128 172V174H130V173H133L134 172V170H135V167H136V170L135 171H137L138 172V170H139V172L141 171V165H139V164H136ZM149 166V165H148ZM151 166V165H150ZM114 167H116V168H114ZM129 167V168H128ZM158 167V168H157ZM160 167V168H159ZM176 167V166H175ZM203 167H204V169H203ZM95 168V170H92V169H94ZM155 168H157V170L155 169ZM162 168H164V169H162ZM170 168H172V167H170ZM200 168V169H199ZM229 168V167H228ZM97 169V170H96ZM109 170L110 172H106L107 174L105 175V174H100V173H97V171H99L100 170V172H102V171H104V170ZM111 169L112 170H114V171H116V174H115V172H112L111 171ZM162 169V170H161ZM204 171H203V170ZM224 169H227L226 171H227V174H229V175H227L226 173H225V175H224V173L223 172H225V170ZM91 170H92V172H91ZM172 170L174 171V174H173V172H172ZM201 170V171H200ZM230 170V171H231ZM241 170H243V171H245L244 173H246V175H241L242 173H243V171H241ZM17 172V176H14L15 175V173ZM120 171V172H119ZM133 171V172H132ZM157 171V172H156ZM163 171H165L164 173H163ZM170 171V172H169ZM206 171V174L208 173ZM251 171V172H250ZM254 171V172H253ZM93 172H95V174L93 173ZM112 172V173H111ZM118 172V173H117ZM123 172V173H122ZM138 172V173H139ZM142 172H143V170H142ZM151 172V171H150ZM149 172V173H150ZM167 172V173H166ZM229 172V173H228ZM239 172V173H238ZM249 172H250V174H249ZM256 172H259V173H257L256 174ZM89 173V174H88ZM104 173V172H103ZM111 173V174H110ZM145 173H147V172H145V170H144V172H143V176H144V174ZM152 173V174H153ZM169 173V174H168ZM201 173V174H202ZM92 174H94V175H92ZM114 174V175H113ZM121 175V179L119 180L121 183H123V185H120L121 183H118L121 187H123V186H125V187H123L124 188V190H122L123 191V194H125L124 196H123V199H122V197L120 196V195H123L121 192V190H120V186L119 187H116V191H117V188H119L118 189V191L120 192V194L118 195V196H116L117 195V193L114 195V193H113V191H115V190H112L111 188H113L114 186H118L117 185V181H118V179H114L112 176H116L117 175V177H119L120 175ZM127 174V173H126ZM127 174V175H128ZM161 174V175H160ZM167 174H168V176H167ZM200 173H197V175H199L200 176V179H202L201 178V175ZM215 175L214 177H213V175L214 174H212V175H210V176H212L213 177V179H215V177L217 176L218 178H220L221 177V175ZM238 174H240L239 175V177L237 176H235V175H238ZM92 175V176H91ZM104 175L107 177V178H105L104 177ZM110 175H111V177H110ZM163 175H165V176H163ZM227 175V176H226ZM232 175H234L236 178L234 179V176H232ZM108 176L111 178V181H113V179L115 180V184L113 183V187H111V183L109 184V179L110 178H108ZM170 176V177H169ZM198 176V177H199ZM206 177L207 179H204V174H203V180H205V182H208L209 181V183H212V177ZM261 177H262V179H264V174H262V175H260ZM259 176V177H260ZM141 177V176H140ZM145 177V176H144ZM164 177H166V178H164ZM169 177V178H168ZM216 177V178H217ZM261 177L260 178H258L259 180H261ZM143 177H141V179H142ZM168 178V179H167ZM222 178H220V179H222ZM247 178V179H246ZM252 178H253V176H252ZM251 178V179H252ZM254 178H257V177H254ZM253 178V179H254ZM108 179V180H107ZM135 179H137V178H135ZM161 179V180H160ZM169 180V181H167V180ZM199 179V178H198ZM229 179H227V180H229ZM246 179V180H245ZM117 180V181H116ZM134 180V179H133ZM138 180H139V178H138ZM159 180H160V182H159ZM210 180H212V181H210ZM258 180V181H259ZM118 181V182H119ZM128 181V180H127ZM134 181H136V180H134ZM140 182V181H139ZM203 184H202V183ZM201 182L199 181V183H200V185H203V187H206V186H204L205 184H207V183H205V182H203L202 180H201ZM6 183V184H5ZM168 183V184H167ZM184 183V182H183ZM205 183V184H204ZM208 183V184H209ZM257 183H261V182H257ZM5 184V185H4ZM106 184H108V186L106 185ZM132 184V183H131ZM133 184H135V182H133ZM132 184V185H133ZM242 184H241V186H240V188L243 190V188L245 189V190H248V186L249 187H251V186H253V190L255 191V190H257L256 189V187H257V185H258V190L256 191V192H253V196L254 195H256V197H258V196H260L262 193H264V185H261V184H264V181H262V183L260 184L261 186H262V189H260L259 190V188H260V185L259 184H256V179H254V181H250V182H248V184H251V185H248V184H243L244 186H242ZM104 185L105 186H107V188L106 187H104ZM110 185V186H109ZM156 185V184H155ZM154 185V186H155ZM199 185V184H198ZM197 185V186H198ZM256 185V186H255ZM8 186H9V189H8ZM189 186V187H188ZM192 188H191V187ZM210 186V185H209ZM213 188H214V191L216 190V188L217 187H215L214 185H211ZM211 186H210V188H211ZM164 187V188H163ZM173 187H175V188H173ZM199 187H202V186H199ZM223 187H219V190H221V192L219 193V190L216 192V195L215 196H218V197H209V198H211L210 200H212V201H214V200H217V198H219L220 196L222 197L223 195L224 196H227V198L226 199H230V195H229V193L227 192V191H225L224 192V190H226V188L223 190ZM110 188V189H109ZM126 188V189H125ZM129 188V189H128ZM154 188V191L156 192V190H158V192H159V190H161L160 192L162 193L161 195H163V196H165L166 195V193H167V195L168 196H170V197H168L167 196V201H169V203H170V200L171 199H175L177 202H179L178 200H180L181 201V203H182V205H175V203L174 202H171V204L172 203H174V208H173V204H172V207H170V204H167V203H161L160 204V202H159V200L160 199H162V200H160L161 202H163V201H165L166 199H165V197H164V200H163V196H162V198L160 197V199H159V196H161L160 194H158V196H157V193L158 192H156V194H154L153 195V191H152V189ZM160 188V189H159ZM187 188H188V190L189 191H186L187 190ZM209 188V189H210ZM240 188H238V189H240ZM2 189H3V191H2ZM110 191H109V190ZM114 189H115V187H114ZM122 189V188H121ZM129 190L130 191V195L131 196H129L128 194H126L124 191H126V190ZM184 189H185V192H187V193H185L184 192ZM190 189H191V191H190ZM239 190V192L240 191H242V190ZM111 190H112V193H111ZM137 190H139V189H137ZM198 190V189H197ZM236 190V189H235ZM250 190V189H249ZM249 190H248V193L250 194V192H249ZM6 191H8V192H6ZM129 191H127V193L129 192ZM148 191V192H147ZM181 191H182V193H181ZM196 191V190H195ZM207 191L209 192V194L211 195V191L210 190H208V187H207ZM224 192V194H223V192ZM263 191V192H262ZM4 192L6 193V194H4ZM164 192H165V195H164ZM208 192H206V193H208ZM227 192V193H226ZM236 192V194H238L239 192H237V191H235ZM245 192V191H244ZM244 192H240L239 194H238V196H236V195H233V197H235V198H231L232 200H234L233 201V203H226L225 201V198L222 200V201H224L223 203L221 202V201H217V202H215L214 201V203L215 204H217L216 205V208L218 207V206H220V207H218L216 210L217 211H215V208H213L214 209V211L212 210V212L214 213V214H216V215H218V214H225L226 212V210H225V206H227V208L229 209V208H231V210L233 209V207L235 206L236 207V210L238 211V206L237 205H234V204H237V198H238V200H239V202H240V200L241 201H243L242 199H241V197H244L245 199L247 198V197H245V196H247V192H245L246 193V195H245V193ZM252 192V191H251ZM193 193V192H192ZM212 193H213V191H212ZM218 193V194H217ZM233 193H234V191H233ZM242 193H243V195H242ZM254 193H260V195H258L257 196V194H254ZM7 194H8V196H7ZM183 194H184V196L185 197H183ZM192 195L191 197H189V195ZM213 194H215V192L213 193ZM219 194H220V196H219ZM235 194V193H234ZM241 194V197H239V195ZM248 194V195H249ZM24 195V196H23ZM137 195V196H136ZM151 195H153V197L151 196ZM179 195H180V198H179ZM186 195H188V197L186 198ZM201 195V194H200ZM245 195V196H244ZM6 196V197H5ZM11 196V197H10ZM21 200V201H17V200H19V199H17V197ZM24 197V199L23 198H21V197ZM121 197V199H120V197ZM125 196H128V198L129 199H127V198H124ZM144 196H146V198L144 197ZM148 196V197H147ZM150 196H151V201H150V199H147V198H150ZM158 197V199H157V197ZM206 196V198L205 199H207V201H208V196H207V194L205 195ZM213 196V195H212ZM223 196V197H224ZM251 195H249V198L248 199H246L245 201H247V202H250L251 203V206L254 204V202L252 201L253 199V196H252V198L250 197ZM173 197H175V198H173ZM178 197V198H177ZM196 197V196H195ZM202 197H204L203 195H202ZM7 198H6V200H7ZM8 198V200H11V202H12V199H9ZM153 198V199H152ZM177 198V199H176ZM186 198V199H185ZM251 198V201L249 200ZM255 198V197H254ZM0 199V200H1ZM17 199V200H16ZM145 199V200H144ZM149 200V202L147 201V200ZM169 199V200H168ZM183 201H182V200ZM204 198H202V199H198L199 201H197L198 203H197V207H195V205L193 206V207H195V208H198L199 206H198V204L199 205H201V207H199V208H202V205L204 206V207H206L205 205H206V200H205ZM230 199V200H231ZM6 200H4L6 203L8 202V200L6 201ZM25 200V201H24ZM202 200V202H204L205 201V204H201L200 203V201ZM15 201H13V202H15ZM140 201V202H139ZM144 202V205L142 204V202ZM147 201V202H146ZM184 201H185V203H184ZM212 201H209V204H210V202L213 204V202ZM229 201V200H228ZM245 201H243V202H245ZM254 201H256L255 203H259V205L258 204H256V205H253V206H256V207H260V209L261 210H264V201H262L261 199H260V197H259V199H257L256 198V200L254 199ZM18 202V203H17ZM25 204H24V203ZM29 202H33L34 204H32L31 205V203L29 204ZM166 202V201H165ZM187 202H188V204H187ZM194 202V201H193ZM219 202H221L222 204L220 205L219 204ZM238 202V203H239ZM2 202H0V204H1ZM147 203L149 204V205H147ZM152 203H154V204H152ZM156 203V204H155ZM160 204V205H158V204ZM192 203V202H191ZM191 203H190V205H191ZM196 203V202H195ZM226 203V204H225ZM242 202H240L239 203V207H240V205H242L243 206V203L241 204ZM253 203V204H252ZM10 203H8V205H9ZM29 204V206H28V208H27V205ZM138 204H140V205H142V206H139ZM169 206H167V205ZM212 204H211V206H212ZM228 204H233L234 206L233 207H231V205H230V207L228 206ZM5 205H7V204H5ZM25 205H26V207H25ZM145 205H147L146 206V208L147 207H150V206H152V205H157L156 207H154L153 209L152 208H150V209H152L151 211L153 212V213H158V214H161L160 212H161V210H163L162 211V215H161V217L162 216H164V218L162 217H160L159 215H155V216H157V217H153V219H155L153 222H152V216H153V213L151 212V211H149V212H151L150 214H152L151 216H150V214H149V217H150V220H148V221H143L144 222V225L143 224H141V223H143V222H141L143 219H145V217H142L143 219H138L137 218V214H138V211L137 210H139L140 209V207H143V206H145ZM163 205H166V206H163ZM31 206H32V209H33V207H34V211L31 209ZM123 206V207H122ZM161 206V207H160ZM178 206L181 208H184V209H182V210H185V211H187V213H188V215H186L185 217L187 218V219H185L183 222H182V220L180 219L181 218V216H182V214H178V213H180L181 212V210H174L176 207L178 208ZM186 206V207H185ZM192 206V205H191ZM210 206V207H211ZM215 206V205H214ZM222 206V207H221ZM124 207H126L125 209H124ZM138 207V208H137ZM153 207V206H152ZM164 207V208H163ZM165 207H166V209H168V210H166L165 211ZM168 207V208H167ZM190 207V206H189ZM213 207V206H212ZM16 208V209H15ZM18 208H19V210H18ZM21 208V209H20ZM145 208V209H146ZM176 208V209H177ZM192 208V207H191ZM219 208H220V210H219ZM226 208V209H227ZM190 209V208H189ZM12 210V209H11ZM21 210V211H20ZM32 210V211H31ZM125 210V211H124ZM141 210H143L142 208L140 209V211ZM147 210V209H146ZM145 210V211H146ZM172 210H174V212L172 211ZM224 210V211H223ZM235 209L233 210L234 212L236 211ZM18 211H20L21 212V214L22 213H24L25 215H23V216H25V217H22V218H26V216L28 215V213L27 212H29L30 213V215L31 216H27V218L26 219H22L21 217H19L18 215H17V213L19 214L20 212H18ZM144 211V212H145ZM177 213H176V212ZM204 212V213H201V215L200 214H198V213H200V212ZM218 211H223V212H221V213H218ZM233 211H230V209L228 210V212L229 213H231V215H230V217L232 216V215H234V214H232L233 213ZM35 212V213H34ZM113 212H114V214H120L119 216H122V220H118V215L116 216V215H114L113 214ZM123 212V213H122ZM147 212V211H146ZM148 212V213H149ZM164 212H165V214L166 215H164ZM183 212V211H182ZM181 212V213H182ZM216 212V213H215ZM54 213V214H53ZM141 213H142V211H141ZM183 213H185V212H183ZM226 213V214H227ZM34 214V215H33ZM123 214V215H122ZM186 214V213H185ZM208 215H206V218L209 216V214L211 215V213H207ZM227 214V215H228ZM10 215H11V217H13V216H15V217H17V219H19V220H17V219H15V217H13V218H10ZM13 215V216H12ZM139 215V214H138ZM147 215V214H146ZM194 215H196V216H194ZM199 215V216H198ZM204 215V216H205ZM225 216V217H227L226 219H228V216ZM116 216L117 217V219H115L114 217ZM144 216V215H143ZM203 216V217H204ZM239 217V215H235V217L233 218V217H231L232 219L231 220H233V222L234 223H236L235 221H234V219L235 220H237L238 219V217ZM31 217V218H30ZM33 217V218H32ZM112 217L115 219V221H114V219H112ZM182 217H184V216H182ZM197 217H196V220H197ZM10 218V219H9ZM156 218H159V219H157L156 220ZM177 218H179L178 220H181L180 222L182 223V224H180V222L179 221H177ZM192 218V219H193ZM199 218V219H200ZM224 218V217H223ZM7 219H9L10 221H11V224H13L14 223V225L13 226H11L10 225V222L7 220ZM12 219V220H11ZM14 219V220H13ZM21 219V220H20ZM119 219H121V218H119ZM131 220L132 221V223H130L129 221H127L126 223H123L122 224V221H125V220ZM149 219V218H148ZM191 219V218H190ZM199 219H198V221H199ZM204 219L205 218H203V221L201 220V222L202 223H204ZM230 219V218H229ZM9 222H7V221ZM16 220H17V222H16ZM135 220V221H134ZM196 220H193V221H191V223L192 222H194V221H196ZM4 223H3V222ZM13 221H15V222H13ZM21 221H23V222H21ZM121 221V222H120ZM164 221V222H163ZM226 221V220H225ZM228 221V220H227ZM7 222V223H6ZM21 222V224H19V223ZM103 222H104V224H103ZM137 222H140V224H137ZM148 222V223H147ZM150 222H152V224H154L155 225V223H156V227L155 226H153ZM185 222V223H184ZM190 222V221H189ZM189 222H187V223H189ZM200 222V221H199ZM16 223H18L19 224V226H18V224H16ZM128 223V224H127ZM130 223V224H129ZM134 223H136L135 225H134ZM150 224V226L148 225V229L150 230V232H149V230H147V231H144L146 228H143V226L145 227H147V224ZM163 223H164V226H163ZM190 223V224H191ZM202 223H199V224H202ZM165 224H168V226L171 224L172 225V227L173 228H175V231H173V228L171 227V229L170 228H168L167 227V225H165ZM190 224H186V226H188V225H190ZM194 225L196 224V222L195 223H193ZM263 224H264V221L263 222H261V223H259L258 224V227H257V229L259 228V229H263V235H264V227H263ZM16 225V226H15ZM152 225V226H151ZM232 225H234L233 223H232ZM261 225V226H260ZM140 226H142L141 228H142V232H141V229H140ZM175 226V227H174ZM176 226H179V227H176ZM193 226V225H192ZM196 226L197 225H195V228H196ZM155 229V230H151V229H153V228ZM157 227H158V229H161L160 227H163V229H165V231L166 232H168V230L170 229V231H172L173 233H169V234H167L163 229H161L160 231H162L163 233H164V237L163 238H165V240H163L162 239V236H163V233L161 232L160 233V238L158 237V235H159V232L157 231L156 232V230H157ZM165 227V228H164ZM183 227V226H182ZM190 227H191V225H190ZM137 229L138 228V231H139V233H137L138 231H135V230H133V229ZM151 228V229H150ZM168 228V229H167ZM177 228V229H176ZM167 229V230H166ZM129 230H130V232H129ZM182 230H183V228L182 229H180V231L182 232ZM185 230H188L187 228L185 229ZM192 230H194V228H192ZM197 230V229H196ZM113 231H114V233H113ZM131 231H133L132 233H131ZM184 231V230H183ZM195 231V230H194ZM199 231V230H198ZM197 231V232H198ZM236 231H238V230H236ZM258 231H260V230H258ZM126 232H128L127 234H126ZM149 232V233H148ZM151 232H155V234H150ZM180 232V233H181ZM190 232V231H189ZM188 232V233H189ZM179 233V234H180ZM184 233V232H183ZM195 233H196V231H195ZM115 234V235H114ZM123 234H126V235H130L131 236V234H132V236H133V234H135L136 236H134L135 238H133V239H130L129 237V240H128V238H127V240H126V235H124V237H125V239L123 238ZM139 234V235H138ZM178 234V233H177ZM178 234V235H179ZM182 234V233H181ZM190 234V233H189ZM120 235V236H119ZM177 235V236H178ZM186 235V234H185ZM117 236H119V238L117 237ZM131 236V237H132ZM139 236V237H138ZM177 236H175V237H177ZM188 236V235H187ZM115 237H116V239H115ZM120 237L121 238H123V240H121L120 239ZM172 236H170V238H171ZM179 237H180V235H179ZM183 237V236H182ZM186 237V236H185ZM118 238V239H117ZM187 238H189V237H187ZM161 239V242H157V240H160ZM179 239V238H178ZM182 239V238H181ZM180 239V240H181ZM191 239V238H190ZM170 240V239H169ZM171 240H174V239H172L171 238ZM170 240V241H171ZM30 241H33L34 242V244H32V242L30 243ZM36 241V242H35ZM161 243V245H159L160 246V249L158 248V245H157V243ZM167 242L170 244V242L167 240ZM182 242V243H181ZM215 243H217V242H219V240H217V241H214ZM35 243H37V244H35ZM104 243H105V245H104ZM167 243V244H168ZM177 243V244H176ZM175 244H174V246H172V253H174V251H176V253L178 252L179 253V251H177V250H173V248H175L176 247V245H178L179 246V244L181 245V244H184V241L182 240V241H178V242H176ZM179 243V244H178ZM215 243H212V244H210V243H208V244H210V245H206L205 247H201V250L202 249H204V248H206V249H209V247L211 248V246H213ZM33 246H32V245ZM168 244V245H169ZM172 244H173V241H172ZM219 244V243H218ZM23 245V246H22ZM29 245V246H28ZM104 245V246H103ZM157 245V247H155ZM168 245H164V246H167L168 247ZM163 246V247H164ZM177 246V247H178ZM170 247H171V244H170ZM170 247H168L169 249H171ZM176 247V249H179V250H181L180 248V246L177 248ZM185 247V246H184ZM208 247V248H207ZM49 248H50V251H52L51 253H50V251H47V250H49ZM183 248V247H182ZM186 248V249H185ZM185 248H183L184 250H186V252H187V250H189L187 247H185ZM192 248V247H191ZM196 248V252L197 253H195V250L193 251V249H195ZM195 248H193L192 249V252H190L189 251V253H191L190 254V256L191 255H193V252H194V254L196 255H198L199 253L198 252H200V254H199V256H201L202 254H201V250L198 248V247H195ZM47 249V250H46ZM52 249V250H51ZM169 249H167L166 248V250H169ZM182 249V250H183ZM46 250V251H45ZM198 250V251H197ZM205 250V249H204ZM204 250H203V252H204ZM54 251V252H53ZM157 251H159L160 252V254H159V252H157ZM16 252H18V253H16ZM41 252V253H40ZM49 252V253H48ZM163 252H164V250H163ZM167 251H165V253H166ZM181 252V251H180ZM185 252V251H184ZM206 252V251H205ZM34 253V254H33ZM167 253H169V251L167 252ZM172 253L169 255L170 257H174V255H176V253L175 254H173L172 255ZM188 253V254H189ZM9 254V256H7ZM21 254H23L24 256H26V255H29V256H27V257H24L23 258V255H21ZM26 254V255H25ZM39 254H37V255H35L34 256V258L35 259H41V257L39 258L38 256H40ZM44 254V255H43ZM56 254V255H55ZM181 254H182V252H181ZM181 254H180V256H181ZM187 254V255H188ZM152 255V257H154ZM159 255V256H158ZM165 255V254H164ZM164 255H163V257H164ZM172 255V256H171ZM179 255V254H178ZM185 255V253H183V256ZM47 256H45V257H47ZM62 256V257H63ZM189 256V255H188ZM8 257V258H7ZM146 257V258H147ZM151 257V256H150ZM149 257V258H150ZM151 257V258H152ZM179 256H177L176 258H178ZM203 257V256H202ZM33 258V259H34ZM56 258V257H55ZM69 258V259H68ZM83 259V260H81V259ZM150 258V259H151ZM166 258V260L164 259V258H161L162 260L161 261H159V259H158V262H156L157 264H167V263H164V260L165 261H167V259L169 258H167V256L165 257ZM200 258V257H199ZM150 259H148V260H150ZM153 259V258H152ZM164 259V260H163ZM173 259V258H172ZM171 259V260H172ZM201 259V258H200ZM54 260H56V259H54ZM54 260H53V262L52 263H54ZM147 260V261H148ZM156 260V259H155ZM180 260V259H179ZM151 261V260H150ZM175 261H176V259H175ZM178 261V260H177ZM170 262V261H169ZM51 263V264H52ZM151 263V262H150ZM149 263V264H150ZM152 263H154V262H152ZM155 263V264H156ZM182 263V262H181ZM64 264V263H63ZM67 264H69V263H67ZM71 264V263H70ZM175 264V263H174ZM227 264H244L242 261H240V260H236V261H233V262H227ZM254 264H256V263H254Z\"/></svg>",
	"mask_w": 264,
	"mask_h": 264
},
{
	"label": "rangeland",
	"instance_id": "obj_2",
	"mask_svg": "<svg viewBox=\"0 0 264 264\" xmlns=\"http://www.w3.org/2000/svg\"><path fill=\"white\" fill-rule=\"evenodd\" d=\"M143 1V0H142ZM145 1H147V2H145ZM145 1H143L141 4H142V6H144L145 5V8H147L148 6L149 7H152V4H157V2H158V4L159 3H163V2H166V0H162V1H160V0H156V1H154V0H145ZM177 3L178 2H180V5L183 3V2H181V1H179V0H175ZM213 1L215 2V0H206L205 2H203L202 1V3H200V2H195L194 1V4L193 5H191V4H189V6L187 5V7L189 8H186V6H185V8H184V10L186 11H184L183 9H181L180 10V8L182 7V6H180L179 7V5L177 6V7H175L176 5V3L174 4V3H172L171 5H175L174 6V8H178L179 9V12H177L178 11V9H176V15H174L173 13H172V11H170L172 14H170V12H169V16L171 15L172 16V21L170 20L171 19V16L169 17L168 16V14H167V17H168V20L167 19H165V18H167V17H165V18H161V20L159 21V24H158V21H157V18H155L154 19V17L155 16H152L153 18L151 19L150 17H148V19H149V21H147L146 19H145V17L143 18H138V19H140V22L142 23H140L138 20H137V18H136V20L139 22H136L137 23V25H135V26H133V24H131V25H129L128 23L127 24H122L121 26H119V27H116L115 28V30H114V33L112 34V35H107V34H103V36H101V37H99V38H96V39H93L92 41H90V43L86 46V47H84V48H82L78 53H77V59L78 60H82V62L84 61V63H85V67L84 68H86V69H88L89 71H90V73H95V74H99V73H102L101 74V77H104L103 78V80H105L107 83L106 84H104L105 83V81L103 82V87L104 86H107V85H111V88H110V86H109V88H110V90H111V92H115L116 91V87H115V85L117 84L118 85V87H119V91H116L117 93L118 92H120V93H112L113 95H115V96H113L112 94H110L111 92H110V90H108L109 88H108V86L104 89L105 90V92L103 91V94L102 95H97V97H93V94H92V97H93V99L91 100L92 102H90V104H92V103H94V108L92 109L91 107V111H90V113L88 112V114L87 115H85V117H86V119H85V117L83 118L82 116H81V118H83V119H81L80 118V120L78 119L77 120V118H75L76 119V121L75 122H77V121H83V120H85L84 121V123L86 124V120L89 118V120H88V122H87V127L88 128H86L87 129V131L89 130V132L90 133H88L89 135H90V137L89 138H83V137H75V140H74V138L73 139H71L70 140V138H72V137H74L73 136V134H72V137H69V136H67L68 137V139L67 140H69V142L66 140V136H64V138L63 139H65V141H67V142H65V141H63V139L61 138V136H63L62 135V131H61V125L60 126H58V130H55V131H57V134H59L58 132L60 131L61 132V136L58 138V140L59 139H61L62 140V143L63 144H65V145H61L62 143L61 142H57V144L56 143H54V142H56V140L55 139H57V138H55V139H53L52 137H50L51 138V141H50V138L49 137H47V138H49V141H48V139L46 138L45 139V136H44V139L45 140H47V141H45L46 143H44V142H41V141H39V140H42V141H44L43 140V138H40L39 140H37L38 141V144H36L37 143V141H36V143H35V141L34 142H32V147H31V145L29 146V148H31V149H29V148H27V149H23L20 145H22V143H21V141H15L14 139H18V137H17V135H18V131L16 130L17 128H15L14 130H16L17 132H14V130L12 131L11 129H13V128H11L10 130L12 131V132H14L15 134V137H17V138H12L11 137V135H12V132H11V135L9 134V139L6 137V136H4V135H6L5 134V132L4 131H2L3 130V127H4V125H3V127H2V132L4 133V137H6L8 140H10L11 141V139L12 140H14L15 142H18V143H20V145L18 144V146H20L19 148L20 149H23L24 151H26L27 152V150H29V152H25V154H23L20 150H19V152L20 153H22V154H20L19 152H17L18 151V149L17 148H15L14 146H16V145H14L13 143H14V141L12 142V145H13V147L15 148V150H17L16 152L15 151H12V152H14V154L15 153H19L18 155L19 156H21V155H23L22 157L23 158H21V157H19L18 159H20L19 161L20 162H27L28 163V161L32 158V157H34V156H40V155H42L43 153H46L47 154V152L49 153L50 152V150L51 151H53V150H55V147H58V149L57 150H60V152L62 151V154H61V156L63 155L64 156V154H63V150H64V152H65V157L64 158H67V157H69L70 155H71V157L73 156V154L74 155H77L76 153L78 152V151H80V152H83L84 154H85V152L84 151H86L87 150V152H89V150L88 149H91V148H96V146H95V143L96 142H98L99 143V141L101 140V145L103 146L102 147V150H103V152H104V149H107V151H108V149H109V156H110V159H108V157H106L108 160H106L107 161V163H108V161H110L111 160V158H113V157H111V154L110 153H112V156H113V152H116L118 155L120 154V153H124L123 154V156L125 155V157H127V159H130L131 158V156H132V158L129 160V162H132L133 163V165L134 166H136V164H139V165H141L140 167H141V171L139 172V170H138V172L137 171H135L136 170V167L138 166H136L135 167V170H134V172L133 173H130V174H128V172L130 171L131 172V170H129V169H127L128 171H126V173L128 174H126V173H123V175L122 176H124L125 175V177H123L122 178V181H123V179H124V183H126V184H124L125 186L127 185V187H129L128 185L130 184L131 186H130V188L131 187H138L137 189H139V190H137V189H134V188H131V189H129L130 191H132V189H134V190H136L137 192L136 193H138L140 196H141V194L143 195L144 193H146V192H144V193H142L141 192V185H138V186H135L136 184H143V186L144 187H142L143 189L142 190H144L145 191V189L147 190V189H149L148 187L150 186V189L149 190H151V186H152V182L154 181L153 179H158L159 177L158 176H156L154 173H153V170H151L152 169V166L153 165H155L156 163L155 162H157V160L156 159H158V158H163V156H165L166 158H167V156H169V155H161V157L160 156H158L159 154H161V153H159V151H161L160 149H162V148H160V147H162V146H160L159 148L160 149H156V146H157V148H158V144H159V140H160V142L162 141V139H159V138H161V136H162V138H163V143L165 144L166 142V140L167 141H169L168 143H169V145H172L171 144V142L173 141V140H176L177 139V141H176V143H174V141L172 142L173 144H175V146L173 145V148H175V147H177V149H178V147L179 146H181L183 143V141L185 142L186 140L187 141H189V140H191V139H193L194 137H197V136H199V138L200 139H198L197 138V140H199L198 142H201L200 144H199V148L201 147V149H203V151H204V147L203 146H205L206 145V147L208 146V148L210 147V149H207V151H202V153H204L205 155H210V158L211 159H213V156H214V153H213V156L211 155L212 153H210L213 149L212 148H214V150H215V154H216V156H217V154L219 155V154H222L223 156H224V158L222 157V155H219L218 157L219 158H221L222 159V162L223 163H221V159L219 160L217 157H215L214 158V161H215V163H217V164H219V165H224V166H219V165H217V167L219 166V169L221 168V167H223V168H226L227 167V169H230L231 170V168H230V166H229V163H228V165H227V163L225 162V160H228L227 158H225V152H223V150H225V151H230V152H226V155H228L227 153H229L230 154V156L232 157L234 154H235V151L233 150V155H231L232 154V149H234V148H231V147H233V144H234V147L236 148V152L238 153L239 152V155L242 157V158H246V156H247V154L249 155L250 154V152L252 151L251 149H253V147L252 148H249V149H244L246 152H249V153H243L242 151H243V148H246L247 146H245V145H243L244 143L241 141V134H245V133H247L248 131H250V134H253L254 132H256V131H254V130H262V133L264 134V122L262 123V122H260V121H258V120H261L259 117H261V115L260 116H258V117H256V119L257 118H259V119H257V121L258 122H256V120H255V122L256 123H254L251 127H247L248 129H250V130H248L247 131V129H246V126H244V125H246L245 123H247L249 120H248V118L249 117H251V115L253 116V110H250L251 111V115H249L248 116V118H247V115H248V113L250 112H246L247 110H242L243 112H244V114H246L247 113V115L245 116L244 114H243V112L241 111V110H233L234 109V105H233V103H232V100L234 99H236V97H242L243 99H240L241 100V102L240 103H242V104H246V106H245V108L247 109V107L249 106V107H252L253 105H256L257 103H258V101H260V100H262V106H263V101H264V98L263 97H259L258 95L257 96H249V92L250 91H248V90H250L249 88H251V86L252 85H254L255 83H253L252 82V80H249V79H252L253 77H252V73H250L251 72V68L253 67H251V65L253 64L251 61L248 63V59H252V60H254V61H256V58H258L257 60H260L258 63L260 64V65H264V63H262V58L264 59V49H261V48H264L263 46V44L261 43V42H264V36H263V38L261 37V35L263 34L264 35V32H262V34L260 35V32H258V31H261V30H263L264 31V23H263V18H264V14H262L264 11H263V8H264V6L263 7H261L260 5H263L264 4V1H261V0H233V1H239L240 3V5H242V6H240V5H238V8H237V4H236V2H234V3H231L230 1L231 0H229V1H227V0H225V1H227V3H225V1L224 0H217V1H221L222 2V6H223V4L225 3V6H226V4H228L226 7H228V9L230 8V6L232 7L231 8V10L229 11L228 9H226V7H222L221 5V8H224L225 10H223V9H220V6L218 7L217 5H216V7H218L219 9H217V8H215V9H213L214 7H215V5H214V7H213ZM216 1V2H217ZM232 1V2H233ZM250 1V2H249ZM251 1H252V3H251ZM254 1H255V5H258V7H259V9H258V7L257 6H253V4H254ZM258 3H257V2ZM168 2V1H167ZM167 2L165 3V4H162V6L163 5H165V6H163V7H165V9L164 10H168V9H166V7L168 6V4H167ZM207 2H210L209 4L210 5H208V3ZM215 2V3H216ZM242 2V3H241ZM244 2H245V4H244ZM260 2V3H259ZM263 2V3H262ZM145 3V4H144ZM169 4H170V2H168ZM196 3V4H195ZM212 3V4H211ZM214 3V4H215ZM218 5L219 4H221V3H217ZM231 4H233V6L231 5ZM247 4V5H246ZM185 4L183 3V6H184ZM195 5V6H194ZM206 5H208V8H210V9H206V11L208 10L209 11V14H211V15H209V14H207L206 15V12L204 11L205 10V8H206ZM236 5V6H235ZM154 6V5H153ZM235 6V7H234ZM240 6V7H239ZM169 7H170V5H169ZM172 7V6H171ZM170 7V8H171ZM200 7H201V9H200ZM255 7H257V8H255ZM183 8V7H182ZM200 9V14L198 13L199 12V9ZM147 9H149V8H147ZM183 10V12H181ZM198 10V11H197ZM201 10H203V12H205L204 14L202 13V11ZM258 10H261V11H258ZM197 11V12H196ZM207 11V12H208ZM257 11H258V13H257ZM263 11V12H262ZM174 12V11H173ZM181 12V13H180ZM188 13L189 15H184L185 13ZM211 12V13H210ZM259 12L263 15V17H261V19H258L257 20V23H256V18H258L259 16H258V14H259ZM203 14V15H202ZM232 14V15H231ZM260 14V15H261ZM180 15V16H179ZM201 15V16H200ZM246 15H249L247 18H244ZM175 18H174V17ZM211 16V17H210ZM231 16H233V17H231ZM147 17V16H146ZM177 17V18H176ZM203 17H204V19H203ZM205 17H207L208 18V20L206 21V19L207 18H205ZM175 19V21L176 22H174V19ZM211 18L213 19V18H215L216 20H214V21H211ZM228 18H230L229 20H228ZM260 18V17H259ZM142 19H145L144 21L142 20ZM154 19V20H153ZM165 19V21H167L168 23H174V24H170L171 26H173L174 27V32L172 31V30H170L171 32H168L169 30L167 29V31H166V29L164 30V29H162V27L160 26V25H162L163 23H165L163 20ZM176 19H178V20H176ZM263 20V21H262ZM143 21V22H142ZM152 21V22H151ZM154 21V22H153ZM215 21H217V22H215ZM218 21H220V22H218ZM252 21H253V24H252ZM127 22H129L130 23V20H128ZM145 22H147V23H145ZM148 22H150V23H148ZM155 22H156V25H154L155 24ZM166 22V23H167ZM208 22L209 23V27L208 26H206V23ZM212 22V25H210V23ZM213 22H215V23H213ZM229 22H231V24H229ZM152 23V24H151ZM154 23V24H153ZM166 24L167 26L169 25V24ZM176 23V24H175ZM204 23H205V25H204ZM207 23V24H208ZM221 24V25H215V24ZM260 25H259V24ZM263 23V24H262ZM158 24V25H157ZM145 25V29H144V31H139L143 26ZM204 25V26H203ZM155 26H156V29H155ZM159 26V27H158ZM164 26H165V24H164ZM203 26V27H202ZM207 27V29H209V31L207 30L205 33H206V35H203V33H204V31H203V28L204 27ZM215 26V28H213ZM237 26V27H236ZM254 26V27H253ZM256 26V27H255ZM258 26V27H257ZM137 27H140V29H137ZM158 27V28H157ZM166 27V26H165ZM169 27V26H168ZM167 27V28H168ZM173 27H171L172 29H173ZM177 27V30L175 31V28ZM205 27V28H206ZM212 27V30L210 29ZM231 27H233V28H231ZM150 28V29H149ZM151 28H152V30L153 31H151ZM160 28V30L162 29L164 32H162V30L160 31V30H158V32H157V29H159ZM170 29V28H169ZM201 29H202V31H201ZM135 30V31H134ZM148 30H150V31H148ZM204 30H206V29H204ZM214 30V31H213ZM257 30V31H256ZM146 31V32H145ZM148 31V32H147ZM156 31V32H155ZM136 32V33H135ZM202 32V33H201ZM208 32V33H207ZM213 32H215V34L213 33ZM165 33V34H164ZM211 33H213V34H211ZM235 33V34H234ZM233 34L234 36H231V35ZM231 37H230V36ZM147 38V40L149 41V43L151 42L152 43V41H150V39H148V38H151V40H153L154 42L152 43V45L151 46H149L147 43H146V41L147 40H145ZM260 38H262V39H260ZM187 39V40H186ZM188 40H190V41H188ZM260 42V43H259ZM146 43V44H145ZM262 44V45H261ZM145 45H148L149 47L148 48H145L146 46ZM260 45H261V47H260ZM147 49V50H146ZM252 51V53H251V55L249 56V53ZM253 51H254V53H256V54H254V56H256V58L255 57H253L252 56V54H253ZM149 52V53H148ZM242 52H244V53H242ZM245 53L247 54L248 53V55H246V56H244L245 55ZM219 54V55H218ZM244 54V55H243ZM144 55V56H143ZM147 55H148V57H147ZM147 57V58H149V60L148 59H146V58H143V57ZM234 56H236V58L237 57H240V60H241V57L243 56V58L244 57H248V58H246L245 60V62L243 61V62H240V61H238L237 63L239 64H236V62H232L234 59ZM251 56H252V58H251ZM219 57H221V58H219ZM232 57V58H231ZM261 59H260V58ZM80 58V59H79ZM143 58V59H142ZM75 59H76V57H75ZM152 59V60H151ZM217 59V60H216ZM232 59V60H231ZM143 60V61H142ZM192 60V61H191ZM225 60H228L227 62L225 61ZM235 60H237V59H235ZM234 60V61H235ZM239 60V59H238ZM243 60V59H242ZM192 62V64H194V67L193 66H189V65H186V64H191V62ZM194 61V62H193ZM225 61V62H224ZM230 61V63H228ZM264 61V60H263ZM190 62V63H189ZM222 62H224V63H222ZM234 63L233 65H231L232 63ZM80 63H81V61H80ZM183 63H185V64H183ZM222 63V64H221ZM241 63H246L245 65H248V64H250L251 63V65H249L250 67H249V69H247V68H245L246 66H243L244 68V70H242L241 68ZM255 63V62H254ZM191 64V65H192ZM212 64L214 65V66H212ZM86 65H88V68H87V66ZM179 65H182V66H184L183 67V69L186 71V69H188V67H193L192 68V70L191 69H188L189 71H190V74H187V72H189V71H187V72H184L183 71V69L182 68H180V70H179V68H176V67H178ZM197 65V66H196ZM223 65V66H222ZM225 65H231V66H225ZM235 65L236 66H239V68H240V70L238 71V70H236V69H239V68H236L235 67ZM243 65V64H242ZM136 66V67H135ZM218 67V69H217V71L215 70L217 67ZM261 66V67H262ZM82 67V69H83V71L85 72V70H84V68ZM180 67V66H179ZM209 67V68H208ZM212 67V68H211ZM219 67L220 68H224L225 67V69H219ZM264 67V66H263ZM174 68H176L177 69V71L175 72V70H174ZM213 68H215L214 69V73H213ZM79 69V68H78ZM77 69V70H78ZM173 69V70H172ZM212 69V70H211ZM257 69V68H256ZM261 69V68H260ZM260 69H259V71L258 72H260ZM262 69H264V68H262ZM70 70V69H69ZM170 71V73H168L169 71ZM182 70V71H181ZM209 70H211V71H209ZM223 70H224V72H223ZM250 70V76L252 77H250L249 76V74H248V71ZM254 70H255V68H254ZM68 71V70H67ZM71 71V70H70ZM70 71H68V72H70ZM89 71H87V72H89ZM116 71V72H115ZM166 71H167V73H166ZM179 71H181V73L179 72ZM207 71H209V72H212V73H209V72H207ZM215 71L217 72V73H215ZM223 72V74H221V75H218V73L219 72ZM243 71H244V73L245 74H247V76L246 75H244V73H243ZM245 71H247V73L245 72ZM264 71V70H263ZM78 72H82V71H78ZM172 72H175V73H172ZM226 72V73H225ZM252 72H253V69H252ZM262 72V71H261ZM71 73V72H70ZM70 73L69 74H67L66 75V77L67 76H69L70 75ZM73 73V72H72ZM111 73H116V74H114V75H112V76H110V74ZM137 73V74H136ZM225 73V74H224ZM81 75H83L82 73H80ZM85 74V73H84ZM87 74H89V73H87ZM107 74V75H106ZM117 74H119V75H117ZM162 74H164V75H162ZM261 74V73H260ZM47 75V73L45 74V76ZM80 75V76H81ZM116 75V76H115ZM174 75V77H176V80H175V82L176 81H178L177 80V76H179L178 78H179V81L178 82H176L174 85H172V83H174L173 81H174V77H173V79L171 78V76H173ZM177 75V76H176ZM189 75V76H188ZM44 75L42 76V77H45ZM100 76V75H99ZM98 76V79H100V77ZM65 77V78H66ZM82 77V76H81ZM108 77H109V79H108ZM114 77V78H113ZM164 77H170V79H172L173 81H171V82H167L166 81V78H164ZM185 77L186 78H189L190 80L188 81V80H186L185 79ZM249 77V78H248ZM65 78H63L62 79V82H63V84H62V82L60 83V84H62L59 88H61L63 85H65L66 84V82L65 81H67V80H65ZM71 78H72V76H71ZM71 78H69V79H71ZM75 78V77H74ZM83 78V77H82ZM84 78H85V75H84ZM106 78V79H105ZM112 80H111V79ZM181 78H183V79H181ZM67 79H68V77H67ZM68 79V80H69ZM165 79V80H164ZM168 79V78H167ZM224 79H228L229 80V82L227 83V81L228 80H224ZM102 80V78L99 80V81H101ZM108 80H110V81H114V82H110V81H108ZM231 80V81H230ZM239 80V81H238ZM244 82L245 81V83H242V84H236V83H241L242 81ZM61 81V80H60ZM74 81L75 80H73V84H74ZM98 81V82H99ZM185 81H187V83L185 82ZM226 81V82H225ZM238 81V82H237ZM252 82V85L250 84L251 82ZM65 82V83H64ZM246 82H247V85H245L246 84ZM250 82V83H249ZM31 83V82H30ZM69 83H71V81H68V85H69ZM113 83H115V84H113ZM171 83V84H170ZM32 84V83H31ZM59 84V83H58ZM72 84V85H73ZM133 85V86H132ZM238 85V86H237ZM243 85H244V87H243ZM256 85V84H255ZM66 86V85H65ZM96 85H94V86H89L88 88H93L94 89V87H95ZM112 86H113V88H112ZM243 88H242V87ZM50 85H44L43 87H41L40 89H39V93L43 96V95H45V94H48L49 93V91H50ZM246 87V88H245ZM256 88H258L257 90H259L258 92H260L262 95H264V83H258V85H256L255 86ZM96 88H98V85L96 86ZM240 88H241V90H240ZM256 88H254V86H253V88H251V89H253V90H255ZM67 89V88H66ZM65 89V90H66ZM112 89H114V91L112 90ZM89 90H91V89H89ZM211 90V93L212 92H214V91H218V93L217 92H215V93H213L212 95L211 94H209L210 95V97H208L207 98V102H206V96H209V95H206L205 93H209L208 91H210ZM212 90H214V91H212ZM108 92V94H107V92ZM238 91H241V92H238ZM219 92H220V95H225V97L224 98H221L220 97V95H219ZM223 92V93H222ZM216 93H217V95L218 96H213L214 94L216 95ZM243 95H242V94ZM96 94V93H95ZM94 94V95H95ZM97 94H100V92H97ZM106 94V95H105ZM117 94V95H116ZM120 94H121V96H120ZM251 94V93H250ZM108 95H112V100L117 96L118 98H117V100H114V101H110V96L109 97H107ZM126 95V97H125V99H127L128 98V101L127 102H122V100L124 99V98H121V97H123V96H125ZM234 97H233V96ZM41 96V97H42ZM236 96V97H235ZM215 97V99H216V97L218 98L219 97V99H220V101H216V104L214 103L213 104V102L212 103H210V98H214ZM240 97V98H241ZM44 98V97H43ZM45 98H47V97H45ZM109 98V99H108ZM119 98H121V100L119 99ZM40 99H42V98H40ZM116 99V98H115ZM219 99H217V100H219ZM43 100V99H42ZM42 100H41V102H42ZM45 100V99H44ZM119 100L121 101V102H119ZM210 100V101H209ZM214 100V99H213ZM258 100V101H257ZM45 101H47V100H45ZM90 101V100H89ZM204 101L207 103V105L210 103L211 105L213 104V105H215V106H218L216 109H214V106H213V108L212 107H209V109H207V114L204 112V110H202L201 111V108H206V106L207 105H205V103H204ZM237 101V100H236ZM68 102V101H67ZM118 102V103H117ZM209 102V103H208ZM235 102V101H234ZM238 102V101H237ZM204 103V104H203ZM260 103H261V101H260ZM59 104V103H58ZM57 104V105H58ZM63 104V103H62ZM69 104L70 103H68L67 105L69 106ZM72 104H74V103H72L71 102V105ZM201 104H203V105H205V107H201L200 105ZM209 104V105H210ZM241 104V105H242ZM259 104V103H258ZM257 104V105H258ZM40 105H42V104H40ZM64 105V104H63ZM62 105V106H63ZM67 105H65V106H67ZM93 105V104H92ZM210 105V106H211ZM256 105V106H257ZM260 105V104H259ZM258 105V108H260L261 106H259ZM43 106V105H42ZM41 106V107H42ZM56 106V105H55ZM54 106V107H55ZM61 106V107H62ZM67 106V107H68ZM73 106V105H72ZM197 106H200L201 108H198ZM237 106H239V105H237ZM244 106V105H243ZM243 106H239V107H243ZM40 107V108H41ZM67 107H65V108H67ZM70 108H71V106H69ZM69 107H68V109H69ZM238 107V108H239ZM60 108V107H59ZM75 109L73 110L72 109V111H71V109H70V113L71 112H75V110L77 109V110H82V106H80V108L79 107H77L76 108V103H75V107H74ZM157 109V108H160L161 110H160V112L158 113L159 114V116H157L156 117V113H155V111L153 112V110L154 109ZM198 108V109H197ZM210 108L212 109V110H210ZM236 108V107H235ZM253 108V107H252ZM258 108H256L257 110H260V109H258ZM119 110V113H118V110ZM155 109V110H156ZM249 109H251V108H249ZM248 109V110H249ZM2 110V109H1ZM59 110V109H58ZM62 110V109H61ZM158 110V109H157ZM156 110V112H158ZM166 112V114H167V117L169 118V120H167V119H165L164 117L166 116H164V111ZM206 110V109H205ZM209 110V111H208ZM233 110V112L234 111H236V112H242V113H239L240 114V116L238 115L236 118H237V120H236V122L235 123H233L232 121L229 123V121H228V119H233L234 117V115L236 114L235 112H234V115L232 116V118L230 117L231 116V111ZM3 111V110H2ZM51 111H52V108H51ZM51 111H49L50 113H52ZM57 111V109L55 108V112ZM63 111H64V109H63ZM78 111V112H79ZM89 111V110H88ZM129 111H132V113L134 114V115H131V116H134V118L136 119V120H134V119H132V120H134V122L132 123V131L128 128H125L124 126H125V122L123 121V125L121 124V122L119 123H116L117 121H122L121 119L120 120H118L117 118L118 117H120L121 118V116H124V115H126L125 117H127L125 120H129L130 118H132V117H130V115H129ZM256 110H254V112H255ZM44 111H41L40 113L42 114ZM66 112H69L68 110H66L65 109V111H64V113H66ZM152 112H153V114L155 113V121H158V120H156V118H159L160 117V115L162 114L163 115V117H161V119L163 120V122H161V120L159 121V123L157 124V122L155 123L154 122V119H153V121H151V120H149L150 118H152V116H150V118L148 119V117H149V115L150 114H152ZM162 112V113H161ZM230 112V113H229ZM259 112V111H258ZM45 113V112H44ZM54 113V112H53ZM52 113V114H53ZM57 113H58V111H57ZM60 113H61V111H60ZM59 113V114H60ZM63 112H62V114H60V116L59 117H61V116H63V115H65ZM125 113V114H124ZM138 113H139V115L140 116H142V117H144V119H137V115H138ZM203 113H205L206 114V117H205V121H201L202 119V115H204ZM58 114V115H59ZM152 114V115H153ZM241 114H243L244 115V117H243V119L244 120H246V122L244 123V125H242V127L244 126L245 128L244 129H246L245 131H247V132H244V131H241L240 130V132L241 133H237V134H239L238 136H239V138L237 137V134H236V132L238 131V129L234 132L233 130L231 131V133H226L225 132V134H226V136H227V134L229 135V136H227V137H231L230 135H232V133H235V135H233L234 136V139L236 140H234V139H232L233 138V136H232V138H230L231 140H234V141H231L229 138H226L223 134H221L222 136H220V134H218L219 136H220V138H222L224 141H225V139L223 138V137H225L226 139H228V140H230V141H226L227 143H231L229 146L226 144L225 145V143L226 142H224L223 140H221V141H223L224 142V144L223 145H225V146H228V147H226L225 149H223L222 147V142H214V140L212 141L213 143H211V145H213V147L211 148V145H207V144H203V146H201L202 145V142H205L206 143V141L205 140H207L208 142L210 141V139H207V138H209V137H211V138H213L212 136H211V131H213V129H214V132H218V130L217 131H215V129H216V127L217 126H219L220 124V126H219V128L222 130V128H224L223 127V125H226L225 126V128H226V130H228L229 128L230 129H233L232 127H231V125L232 124H236V123H238V121H239V119H238V117H242L241 116ZM44 115V114H43ZM54 115H56V114H54ZM227 115H230L229 117H227L226 119L227 120H225L224 122H227L228 121V123L230 124V125H227L228 123H224L223 124V122L222 123H220V120H222L224 117H226ZM237 115V114H236ZM235 115V116H236ZM257 115V113L254 115V117ZM259 115V114H258ZM58 117V116H57ZM79 117H80V115H79ZM166 117V118H167ZM2 118V117H1ZM117 119V120H116ZM147 119V120H146ZM243 119H240V120H243ZM5 120V119H4ZM44 120V119H43ZM128 120H127V122H128ZM131 120V119H130ZM130 120H129V122H130ZM234 120H235V118H234ZM41 121V120H40ZM40 121H36V122H40ZM44 121H46V120H44ZM165 121V122H164ZM167 121V122H166ZM193 121L196 123V121H197V125L195 124V123H193ZM202 123H201V122ZM215 121H219V125H217V123H215L217 126H215V124L213 125L212 124V122H215ZM1 122H3L2 120H0V123ZM5 122H7V120L5 121ZM4 122V124H6ZM48 122V121H47ZM44 123V124H46V126L48 125V126H50L48 123ZM73 122V121H72ZM242 122V121H241ZM240 122V123H241ZM38 123L35 125H32V124H30V126L29 127H31V125H32V127L33 126H35V128L34 129H32L33 131L34 130H36L37 128H36V126L38 125ZM42 122H40V124H41ZM51 123V122H50ZM70 123H71V121H70ZM70 123H68L69 125H70ZM80 123H82V122H80ZM80 123H79V125H80ZM84 123H82V124H84ZM154 123V124H153ZM243 123V122H242ZM241 123V124H242ZM24 124H26V125H28V122L27 123H24ZM39 124V125H40ZM60 124V123H59ZM73 124V123H72ZM84 124V125H85ZM120 124V125H119ZM127 124V123H126ZM211 124H212V126H215V128L213 127V129L211 128L212 126H211ZM223 124V125H222ZM1 125H2V123L0 124V128H1ZM26 125H23V126H21L22 127V130H20V129H18V130H20L21 132L20 133H22L24 130H23V127L25 126L26 127ZM38 125V131H40L39 129H41V126H39ZM43 125V124H42ZM55 125H56V127H57V123H55ZM55 125H53V123H52V125L51 126H53V127H51V128H54L55 127ZM69 125H66V127L67 126H69ZM75 125V124H74ZM130 125V124H129ZM128 125V126H129ZM140 125V126H139ZM156 125H158V127L156 126ZM162 125V126H161ZM237 125V124H236ZM45 126V125H44ZM44 126L42 127V128H44ZM120 126L122 127V129L120 128ZM131 126V125H130ZM160 126V127H159ZM240 126V125H239ZM21 127H18V128H21ZM29 127H27L26 129H30ZM55 127V128H56ZM66 127H65V125L63 126L62 125V129L64 128V129H66ZM70 127V126H69ZM75 127H77V124L75 125ZM80 127V126H79ZM126 127H127V125H126ZM162 127V128H161ZM236 127V126H235ZM4 128H6V127H4ZM46 128V127H45ZM54 128V129H55ZM68 128V127H67ZM71 128V127H70ZM70 128H68V130L70 129ZM72 128H73V126H72ZM71 128V129H72ZM120 128V129H119ZM133 128H135L136 130H138V132L139 133H137V137L139 136V138H138V141H136V139H137V137L135 136L136 135V133H135V129H133ZM155 128L157 129V131H155ZM228 128V129H227ZM240 128V127H239ZM7 129V128H6ZM6 129H4V130H6ZM25 129V128H24ZM29 130L30 132H33L32 130ZM50 129V127H47V132L48 133H50L51 132V130H52V132L51 133H53V129H51V130H49ZM70 129V131H68V135H69V133L72 131ZM75 129V128H74ZM73 129V130H74ZM79 129H83L84 130V127L82 128H78V130ZM85 129V130H86ZM119 129V130H118ZM212 129V130H211ZM44 130V129H43ZM45 130V131H46ZM84 130V131H85ZM124 132H129V134H127L126 136L128 137V135H130V136H132L133 138L131 139V137L128 139L127 137H125V136H121L120 134H122V132L123 131ZM159 130H160V132H159ZM257 130V131H258ZM37 131V132H38ZM42 131V130H41ZM40 131V132H41ZM76 131V130H75ZM81 131V130H80ZM122 131V132H121ZM153 131H154V133H153ZM225 131V130H224ZM224 131H222V132H224ZM230 131V130H229ZM251 131H253V132H251ZM2 132H0V133H2ZM6 132H7V130H6ZM9 132V131H8ZM7 132V133H8ZM25 132H26V130H25ZM24 132V133H25ZM44 132V131H43ZM42 132V133H43ZM65 131H63V133H64ZM72 132H74V131H72ZM71 132V133H72ZM77 132V131H76ZM137 132V131H136ZM141 132V133H140ZM156 132L158 133V135L156 136ZM214 132H212L215 136H217V134L216 133H214ZM221 132V131H220ZM219 132V133H220ZM243 132V133H242ZM261 132V131H260ZM2 133V134H3ZM39 133V132H38ZM48 133H46L45 132V134H48ZM82 133H84V132H82ZM249 133V132H248ZM257 133V132H256ZM255 133V134H256ZM262 133H259V138H260V134H262ZM27 134V133H26ZM26 134L24 135L25 137H26V139L28 138V136H29V134H27V136H26ZM34 134V132L32 133V135ZM80 134V133H79ZM79 134H77V135H79ZM117 134V135H116ZM134 134V135H133ZM210 134V135H209ZM8 135V134H7ZM14 135H12L13 137H14ZM20 135V137H21V135L22 134H19ZM18 135V136H19ZM60 135V134H59ZM59 135H57V137L59 136ZM85 135V134H84ZM96 135H98V137H100L99 139H98V137L97 138H95L96 137ZM209 135V137H204V136H208ZM2 136V135H1ZM24 136H22V137H24ZM71 136V135H70ZM82 136V135H81ZM120 136H121V139H123V140H125V138H127V140H128V143H130V145H126L128 148H130V149H128L127 147H124L125 149V151L123 150V152H122V150H121V148L123 147L122 146V144H126L124 141V143H122V142H120V141H122V140H120L119 142H117V141H115L114 140V137H115V139H116V137L118 138H120ZM153 136V137H157V141H158V143H155V142H153V140H150V138ZM160 136V137H159ZM202 137V139L204 140V141H202L201 140V137ZM218 136V137H219ZM254 136V135H253ZM256 136H258V134H256ZM21 137V138H22ZM24 137V138H25ZM146 137H147V139H146ZM159 137V138H158ZM217 137V138H218ZM11 138V139H10ZM23 138V140H26V139H24ZM92 138H94V140L96 141L95 143L94 142H92V143H90L91 141H92ZM118 138V139H119ZM145 138V139H144ZM206 138V139H205ZM216 138V137H215ZM255 138V137H254ZM254 138H252V140L254 139ZM259 138L257 137V138H255L256 140H257V142H260L259 141ZM7 139H5L4 138V140L5 141H3V143L5 142H7L8 140ZM89 139V140H88ZM118 139H116V140H118ZM135 140V142H133V141H131V140ZM154 139V138H153ZM156 139V138H155ZM155 139H154V141H155ZM196 139V138H195ZM253 140L254 142H256V140ZM22 140V139H21ZM52 140H55V141H52ZM86 140H88L87 142H86ZM91 140V141H90ZM139 140L141 141L140 143H139ZM194 140V139H193ZM193 140H191V141H189V142H191L192 143V141ZM196 140V141H197ZM201 140V141H200ZM218 140H219V138H218ZM241 142H240V141ZM10 141L8 142V144L10 143ZM130 141V142H129ZM156 141V142H157ZM210 141V142H211ZM216 141V140H215ZM220 141V140H219ZM238 141V142H237ZM252 141V142H253ZM24 142V141H23ZM40 142V143H39ZM115 142H117V143H115ZM131 142H133L132 144H131ZM137 142H138V144H137ZM144 142V144L146 143V145H147V143H151L150 145H152L151 147L149 146V144H148V147H150L151 149H149L146 145L144 146V144L143 145H141L142 146V148L144 149V147L146 148L147 147V150L149 149L150 151H148L150 154H152L151 152H153V151H158V153L159 154H157V152L155 153V154H152V155H149L150 157H148V155L146 156V157H144L145 155H143L144 153H146V150L144 151V153H142V151H143V149L142 148H139V147H141L139 144H141V143H143ZM188 142V143H189ZM195 142V141H194ZM253 142V143H254ZM4 143V144H5ZM58 143H59V145H58ZM97 143V144H98ZM99 143V144H100ZM122 143V144H121ZM135 143L138 145H136L137 146V150H136V153H137V156H136V153H135V151H134V148L136 147L135 146ZM156 145H155V144ZM186 143V142H185ZM184 143V144H185ZM187 143V144H188ZM196 143V144H197ZM247 143V142H246ZM250 142H248L247 144H249ZM7 144V143H6ZM5 144V145H6ZM6 145V146H11L10 147V149L12 150L13 149V147H12V145L11 144H9V145ZM17 144V143H16ZM99 144L97 145V146H99ZM167 144V143H166ZM165 144V145H166ZM184 144H183V147L185 148V146L187 147L188 145H185L184 146ZM193 144V143H192ZM192 144H190L189 146H191ZM195 144V143H194ZM196 144L195 145H193V146H196ZM210 144V143H209ZM246 144V145H247ZM251 144V146L253 145L252 143H250ZM255 144V143H254ZM58 145V146H57ZM112 145H114V146H112ZM117 145H119V147H121L120 149L119 148H117L118 150H116V147H118ZM134 145V146H133ZM161 145H162V143H161ZM169 145H167V148L169 147ZM236 145L238 146V145H241V146H238L240 149H242V150H240V149H238V147H236ZM258 145V144H257ZM5 146V147H6ZM17 146V147H18ZM65 146V148H63ZM95 146V147H94ZM113 147L112 149H110V147ZM144 146V147H143ZM188 146V147H189ZM193 146H191V148L193 147ZM249 147H251L250 145H248ZM60 147H62L63 149L61 150L60 149ZM132 147H134V148H132ZM166 147V146H165ZM197 147V146H196ZM196 147H193V149L195 148V151L197 150L198 151V149H196ZM205 147V148H206ZM7 148H9V147H7ZM54 148V149H53ZM126 148L128 149V150H133V152H132V154L133 153H135V155H132L131 154V156H129V155H127V151H126ZM142 149V151L141 150H139V149ZM153 148V149H152ZM182 149V146H181V151H176V153L175 154H171L170 155V157H168V158H170L171 159V157L172 156H176L177 158L175 159V161L174 162H177V164H170V165H168L169 166V168H168V170L169 169H173V170H176L177 169V167H178V164H182V163H184V162H187V164H193L194 163V161L192 162V163H188V162H190V160H191V157L190 156H188V154L186 155L185 153H189V155H190V152L189 151H192V152H195V151H193V149H187V148H185V149ZM248 148V147H247ZM4 149L5 148H3V147H1L0 148V152H2V151H4ZM93 149V150H94ZM164 149V148H163ZM170 149V148H169ZM172 149V148H171ZM170 149V150H171ZM176 149V150H177ZM219 149H220V151H219ZM11 150L9 151V153L11 154ZM14 150V149H13ZM22 150V151H23ZM115 150V151H114ZM121 151V152H119L118 153V151ZM168 149H166V151H167ZM168 151V153H170V152H172V151ZM179 150V149H178ZM182 150H184V151H182ZM200 150V149H199ZM206 150V149H205ZM209 150V151H208ZM213 150V151H214ZM249 150V151H248ZM7 151V149L5 150V152ZM23 151V152H24ZM131 151H129V152H131ZM173 151H175V149L173 150ZM187 151V152H186ZM212 151V152H213ZM244 151V152H245ZM4 152V153H5ZM86 152V153H87ZM91 152V151H90ZM102 152V153H103ZM162 152V151H161ZM164 152V154H167V152L165 153V151H163ZM162 152V153H163ZM183 152H185V153H183ZM199 152H201V151H199ZM207 152V153H206ZM242 152V153H241ZM107 153V152H106ZM116 153H114L115 155H114V158L115 157H117V159L115 158V160H117V161H119V162H115V163H120V164H122L123 162H120L121 160V158L120 157H122V159H124V161H125V159L126 158H124L123 156H118V155H116ZM149 153H147V154H149ZM241 153V154H240ZM14 154H13V156H14ZM105 154V153H104ZM108 154H105V155H103L102 157H104V160L106 159L105 158V156H107ZM122 154H120V155H122ZM130 154V153H129ZM177 154H178V156H177ZM193 154V153H192ZM197 154H199V153H197ZM196 154V155H197ZM243 154V155H242ZM1 155H3L2 153H1ZM7 155H8V153H7ZM18 155H15V157H16V159H17V157H18ZM78 155H79V152H78ZM139 155H142V156H139ZM155 155H157L158 156V158H156L155 157ZM194 155H195V153H194ZM195 155V156H196ZM199 155H202V154H199ZM238 155V154H237ZM244 155H246V156H244ZM4 156V158H6V156L5 155H3ZM3 156H1L0 157V159H3ZM11 156V155H10ZM9 155H8V159L6 158L5 159V161L6 160H8L9 161V163H8V161H7V163L8 164H10L11 165V163H12V165L8 168L7 166H6V164H5V168L7 167L8 168V170H10L9 172H8V170H4L3 168L2 169H0V171L1 170H4V171H2V175L5 173V171H7L9 174H11V173H14V172H11L12 170H13V168H14V166H16L15 164H14V162L15 161H17V160H15L14 159V157H13V159L15 160H13L12 162H11V159H9V158H11ZM134 156H136L135 158H134ZM179 156H180V158H179ZM194 156V157H195ZM198 156V155H197ZM239 156V157H240ZM244 156V157H243ZM74 157V156H73ZM140 157H142V159H139ZM155 157V158H154ZM190 157V158H189ZM201 157V156H200ZM203 157V156H202ZM206 157V156H205ZM226 157H229V156H226ZM240 157V158H241ZM249 157V156H248ZM120 158V159H119ZM136 158H138V159H136ZM149 158H150V160H149ZM166 158H163V159H166ZM187 158H189V161H187L186 159ZM209 158V157H208ZM203 159L204 160V162L206 161V162H211V161H213V160H211L210 161V158L209 159ZM217 158V160H219V161H217L216 162V159ZM23 161H22V160ZM63 159V158H62ZM126 159V160H127ZM163 159H158V160H163ZM170 159L168 160V161H170ZM173 159V158H172ZM193 159V158H192ZM196 159H197V157H196ZM247 159V158H246ZM245 159V160H246ZM4 160V159H3ZM25 160V161H24ZM65 161H67L66 159H64ZM75 160V159H74ZM103 159H101L100 161H101V163L103 162V164L104 165H102V166H104L105 167V164H107V163H105L104 161H102ZM114 160V161H115ZM166 160V161H167ZM186 160V161H185ZM198 160H199V158H198ZM202 160V159H201ZM207 160H209V161H207ZM242 160V159H241ZM71 161V160H70ZM70 161H68V162H70ZM113 161V159L109 162L110 164H112L111 162H114ZM151 161V162H150ZM165 160H163V162H164ZM165 161V162H166ZM168 161L166 162V163H168ZM172 161V160H171ZM170 161V162H171ZM25 162V163H26ZM99 162V161H98ZM128 162V161H127ZM126 162V164H128ZM153 162V164H150V163H152ZM158 162H160V161H158ZM196 162V161H195ZM246 162H248V161H246ZM246 162L244 161L243 162V164H237V165H231V166H233L232 168H235L236 170H240V165H241V168H243V167H246L247 165H246ZM264 162V161H263ZM2 163V160H0V166L1 165H4L3 163ZM16 164H18V162H15ZM24 163V164H25ZM100 163V162H99ZM109 163H108V165H106V166H108V169H109V166H110V168H111V165H109ZM155 163V164H154ZM172 163V162H171ZM202 163V162H201ZM200 163V164H201ZM214 162L213 163H210L209 165V167H211L212 169L213 168H215L216 167V164H215ZM262 163V162H261ZM118 164H117V169L116 170H121V171H124L125 172V170L126 169H123V167L125 166L124 164V166L122 167H119L118 166ZM165 164V163H164ZM169 164V163H168ZM186 164V163H185ZM198 164H199V161H198ZM198 164L196 165V167H201V165H203L204 166V164H205V167L206 166H208V164H206V163H202L201 165H199L198 166ZM213 164H215L214 166L215 167H213V166H211V165H213ZM264 163H262V165H263ZM149 165V166H148ZM151 165V166H150ZM160 165H162V164H160ZM160 165H157V166H160ZM189 165H185L186 167L185 168H187V166H189ZM242 165H246V166H242ZM9 166V165H8ZM98 166H100V164L98 165ZM132 166V165H131ZM134 166L132 167V168H134ZM156 166V165H155ZM165 166V171L167 170L166 168L168 167L167 166V164L166 165H164ZM176 166V167H175ZM180 167H181V169H177V170H181V171H183L184 169H182V168H184V164H182V165H179ZM1 167H3V166H1ZM96 167H97V165H96ZM104 167L103 168H100V167H97L98 169L100 168V170L102 169H104ZM116 167H114V168H116ZM126 167V166H125ZM124 167V168H125ZM154 167V166H153ZM170 167H172V168H170ZM191 167H194L195 168V170L193 169V168H191ZM195 166H193V165H190V168L192 169V170H189L188 171V169H189V167L187 168V170H185V171H183V173L182 172H180V173H178L177 171H175V174H174V171L172 170V172H173V174L174 175H171V177L173 178V176H174V179L172 180L173 182H175L174 184H176V183H179V185H178V187H177V189H175L176 191L175 192H177L179 189L178 188H181L182 186H180L181 184L182 185H184L185 184V182H188V181H185V180H189V181H193L194 180V182L193 183H190V185H192V187H194V184L197 182V184H195V186L197 187V188H192L191 186V188H192V192H188V193H191L192 195L193 194H195V196L193 195H189V197H194L195 199L197 198V194L199 195V196H201V197H198L197 198V201H199L198 199L200 198V199H202V198H206V194H207V198H208V201H207V199H205L206 200V207H204L203 205H202V208H199V207H201V205H199L198 204V208H195V207H197L196 205H197V201L196 200H193L192 198H189V199H186L187 197H188V195H186V200L185 201H189L190 199H191V202L189 201V204H188V202H187V204H188V212H189V210H190V212L192 213V211H194L195 209H197L196 211H198V209L200 210V209H202L203 211L204 210H206L205 212H206V215H208L207 213H211V215L209 214V216L206 218V215L205 214H202L203 216H202V218H198L196 215H194V216H196L197 217V220H196V217H195V219L193 218V216L191 217V215H193V214H196V213H193V214H191L190 215V213H189V215H188V213H187V211H185V210H182V209H184V208H180L179 206H178V208L176 209H174V210H181V212L183 211V212H185V213H178V214H182V216H184V217H182L181 216V220H182V222L185 220V219H187L188 221L187 222H189V223H187L186 222V224H190L191 223V221H193V220H196V221H194V222H192L190 225H191V227H190V225H188V226H186V224H183V225H180V229H182L183 228V230H182V232L180 231V229L178 228H176L177 230L175 231V228H173L172 227V225L170 224L169 226H168V224H165V225H167V227L168 228H170L171 229V227L173 228V231H175V233L176 234H174V235H169V238H168V236H167V240L170 242V244H171V247H170V244L167 242V240H165V238H163L165 235H164V233L166 232L165 231V229H163V227H160L161 229H163L165 232L163 233L162 231H160L161 229H158V227H157V230H156V232L158 231L159 232V235H158V237L160 238L161 236H160V233L162 232L163 233V236H162V239L163 240H165V242L163 241V243L161 242V239L160 240H157V242L159 241V242H161L162 243V245H161V243L159 244V243H157V245H158V248L160 249V246L159 245H161V248L162 249H160V252L162 251V253H163V255H164V257H163V255L161 254L160 255V257L161 258H164L165 260H166V256H167V261H165L164 259V263H167V264H227V262H233V261H236V260H240V261H242L244 264H254V263H256V264H264V235H263V229H257V227H258V224L259 223H261V222H263L264 221V210H261L260 209V207H256L257 205L256 204H258L259 205V203H255L256 201H254V199L256 200V198L257 199H259V197H260V199L262 200V201H264V193H262L261 195H260V193L258 194V193H254V194H257V196L258 195H260V196H258V197H256V195H254L253 196V192H256L257 190H258V185H257V187H256V189L257 190H253L254 188H253V186H251V187H249L248 186V190H249V192H250V194L248 193V190H245L244 188H243V190L240 188V186H241V184L240 183H233L232 184V187H233V185H236V187L234 186V188H233V190L232 189H230V190H228L226 187L227 186H231V184H229V185H224L225 187H223V184H222V186H218L217 187V185H219L220 184V181L223 183V182H225L224 180H226V183L227 182H229L231 179H229L230 178V175L229 174H227V171H229L230 173L232 172V170L230 171V170H227V169H224L225 170V172H223L224 173V175H225V173L227 174V175H229V177H223L222 178V175L220 174L223 170H222V168H221V170L222 171H220V170H217L219 173H218V175L220 174L221 175V177L220 178H222V179H220V178H218L217 176V174H215L214 172H210L211 170H209V172L206 174V171H204L205 169H204V167H203V173H202V171L201 172H197V168H196ZM229 167V168H228ZM6 168V169H7ZM105 168H107V167H105ZM131 168V169H132ZM158 168V167H157ZM157 168H155L156 170H157ZM160 168V167H159ZM137 169H140L139 168V166L137 167ZM162 169H164V168H162ZM161 169V170H162ZM200 169V168H199ZM217 168H215V169H213L212 171H214V170H216ZM243 169H245V168H243ZM92 170H95V168L94 169H92ZM92 170H91V172H92ZM97 170V169H96ZM100 170L99 171H97V173H100V174H107L106 172H110L109 170H104V171H102V172H100ZM133 170V169H132ZM142 170H143V172H144V170H145V172H147V173H145L144 174V176H143V172H142ZM159 170V169H158ZM157 170V171H158ZM167 170V171H168ZM227 170V171H226ZM111 171L112 172H115V174H116V171H114V170H112L111 169ZM151 171V172H150ZM156 171V172H157ZM165 171H163V173L165 172ZM241 171H243V170H241ZM16 172V171H15ZM104 172V173H103ZM111 172V173H112ZM120 172V171H119ZM150 172V173H149ZM170 172V171H169ZM228 172V173H229ZM245 171H243V173L241 174V175H246V173H244ZM251 172V171H250ZM250 172H249V174H250ZM254 172V171H253ZM94 174H95V172H93ZM110 173V174H111ZM118 173V172H117ZM153 173V174H152ZM167 173V172H166ZM197 173H202L201 175L203 176V174H204V179H207L210 175H212V174H214L213 175V177L215 176V175H217L216 177H215V179H213V177L212 176H210V177H212V180H210V181H212V183H209V181L208 182H205V180H203V177L201 176V178L202 179H200V176L199 175H197ZM239 173V172H238ZM257 173H259V172H256V174ZM89 174V173H88ZM94 174H92V175H94ZM169 174V173H168ZM168 174H167V176H168ZM232 174V173H231ZM262 174H264V171H263V173L261 172L260 173V175H262ZM91 175V176H92ZM104 175V177L105 178H107L106 176ZM114 175V174H113ZM120 175V174H119ZM121 175L119 176V177H117V175L116 176H112L114 179H118V181L121 179ZM161 175V174H160ZM226 175V176H227ZM239 175L240 174H238V175H235L236 177L238 176L239 177ZM250 175H252L253 176V178L254 177H257V178H254V179H256V184H261L262 183V181H264V179H262V177L259 175V174H257V176H254V173L252 174H250ZM8 176V174L6 173V176H5V174H4V176H2L3 178H6ZM14 176H17V172L15 173V175ZM95 176V175H94ZM143 177L142 179H141V177ZM163 176H165V175H163ZM199 176V177H198ZM232 176H234V175H232ZM234 176V179L236 178ZM247 176V175H246ZM252 176H247L249 179H250V181L252 180V181H254V179L252 178ZM261 177V180H259L258 178H260ZM1 177V176H0ZM110 177H111V175H110ZM109 176H108V178H110ZM111 177V178H112ZM170 177V176H169ZM168 177V178H169ZM207 177V178H206ZM111 178L109 179V184L111 183V187H113V183L115 184V180L113 179V181H111ZM135 178H137V179H135ZM138 178H139V180H138ZM152 178V179H151ZM164 178H166V177H164ZM167 178V179H168ZM199 178V179H198ZM252 178V179H251ZM2 179V178H1ZM0 179V181L3 183V180H1ZM136 180V181H134V180ZM150 179L151 180H153L152 182H150ZM162 179V180H161ZM161 181L162 182H160V180H159V182H160V184L161 185H163L162 183H164V185L163 186H166L165 184H166V181H165V179H163L162 177H161ZM166 179V180H167ZM227 179H229V180H227ZM247 179V178H246ZM245 179V180H246ZM108 180V179H107ZM128 180V181H127ZM201 180L203 181V182H205V183H207V184H205L204 186H206V187H203V185H200V183H199V181L201 182ZM259 180V181H258ZM117 181V180H116ZM117 181V185L118 186H114L115 187V189H114V187L113 188H111L112 190H115V191H113V193H114V195L117 193V195L116 196H118L119 194H120V192L118 191V189L119 188H117V191H116V187H119L120 185H123V183H121L120 181L118 182ZM140 181V182H139ZM155 181H157V180H155ZM154 181V182H155ZM164 181V182H163ZM167 181H169V180H167ZM232 182L233 181H235V180H231ZM250 181H247V182H243V184L245 185V184H248V182H250ZM0 182V184L2 185V183ZM113 182V183H112ZM133 182H135V184H133ZM184 182V183H183ZM236 182V181H235ZM257 182H261V183H257ZM118 183H121L120 185L118 184ZM133 185H132V184ZM202 183V182H201ZM209 183V184H208ZM6 184V183H5ZM4 184V185H5ZM156 184V185H155ZM168 184V183H167ZM174 184H171L169 187L170 188H172L171 186L172 185H174ZM199 184V185H198ZM203 184V183H202ZM242 184V186H244ZM0 185V188H3V186H1ZM107 186H108V184H106ZM155 185V186H154ZM157 185H158V183H154L153 184V187H156V189H158L157 188ZM161 185H158V187H160ZM198 185V186H197ZM211 185H214L215 187H217L216 188V190L218 191L219 190V187H223V190L226 188V190H224V192L225 191H227L228 193H229V197H230V199L231 198H235L236 196H238V194L240 193V192H247L249 195H251L250 197L252 198V196H253V202H254V204L253 205H256V206H251V203L250 202H247V201H245L246 199H248L249 198V195L247 194V196H245L246 195V193H245V197H247L246 199L244 198V197H241V194L239 195V197H241V199L243 200V201H245V202H243V201H241L240 200V202H242L243 203V206L242 205H240V207H239V200H238V198H237V201L239 202H237V204H234V205H237L238 206V211L236 210V207L233 205V204H228V206L230 207V205H231V207H233V209L231 210V208H229L230 209V211H233L234 209L236 210L235 212L233 211V213L232 214H234V215H232L231 217H235V215L237 214V215H239V217H238V219L237 220H235L234 219V221L236 222V223H234L233 222V220H231L232 218L230 217V215H231V213H229L228 212V208H227V206H225L224 208H225V212L229 215H227L226 213L224 214H218V215H216V214H214L213 212H212V210L214 211V209L213 208H215V211H217L218 209V207H220V206H218L217 208H216V205L217 204H215L214 203V201L215 202H217V201H221L222 203L225 201L226 203H233V201L234 200H230V199H226L227 198V196H220V194H219V198H217V200H214V201H212V200H210L211 198H209V197H218V196H215L216 195V190L214 191V188L211 186V188H210V186ZM248 185H251V184H248ZM261 185H264V184H261ZM260 185V188H259V190L260 189H262V186ZM107 186H105L104 185V187H106L107 188ZM110 186V185H109ZM125 186H123V187H125ZM146 186H148L147 188H146ZM199 186H202V187H199ZM246 186V185H245ZM256 186V185H255ZM7 187V184L5 185V189H7L6 188ZM121 187V186H120ZM123 187H121L120 188V190L122 191V190H124V188ZM169 187H167L166 186V188L165 189H161L162 190V192L163 191H165L166 192V189L168 190V188ZM186 188L187 187V185L186 186H183V188ZM189 187V186H188ZM207 187H208V190H210L211 191V195L209 194V192L207 191ZM3 188V189H4ZM164 188V187H163ZM173 188H175V187H173ZM183 188H181V189H183ZM210 188V189H209ZM238 188H240L242 191H240L239 192V190L240 189H238ZM3 189H2V191H3ZM8 189H9V186H8ZM14 189V188H13ZM13 189H11V187H10V190L12 191L11 193H9L8 191H6V192H8V194H11V196H12V194H13V196L12 197H14L15 198V195H17L20 191L18 190V189H15V190H17V191H14ZM110 189V188H109ZM108 189V190H109ZM126 189V188H125ZM126 190V191H124L126 194H128L129 196H131L130 195V191L129 190ZM160 189V188H159ZM180 189V190H181ZM198 189V190H197ZM236 189V190H235ZM112 190H111V193H112ZM161 190H159V192H158V190H156V192H158L157 193V196H158V194H162L160 191ZM179 190V191H180ZM196 190V191H195ZM222 190V189H221ZM221 190H219V193L221 192ZM263 190V189H262ZM110 191V190H109ZM127 191H129L128 193H127ZM152 191H153V195L154 194H156V192L154 191V188L152 189ZM179 191L177 192V193H179ZM186 191H189L188 190V188H187V190ZM190 191H191V189H190ZM212 191H213V193L215 192V194H213L212 193ZM233 191H234V193H233ZM235 191H237V192H239L238 194H236V192ZM252 191V192H251ZM1 192V191H0ZM15 192H17V194L15 193ZM148 192V191H147ZM165 192H164V195H165ZM184 192H185V189H184ZM206 192H208V193H206ZM223 192V191H222ZM224 192H223V194H224ZM226 192V193H227ZM263 192V191H262ZM14 193H15V195H14ZM112 193V194H113ZM122 194H123V191L121 192ZM134 194V191H132L131 192V194ZM181 193H182V191H181ZM185 193H187V192H185ZM187 193V194H188ZM4 194H6L5 192H4ZM8 194H7V196H8ZM201 194V195H200ZM218 194V193H217ZM2 194H0V196H1ZM19 195H21L20 193L18 194V196ZM125 194H123V195H120L121 197H122V199H123V196H124ZM145 195V194H144ZM153 195H151L152 197H153ZM202 195L204 196V197H202ZM213 195V196H212ZM233 195H236L235 197H233ZM242 195H243V193H242ZM3 197H4V195H2ZM10 196V197H11ZM24 196V195H23ZM21 197V198H23L24 199V197ZM119 196V197H120ZM137 196V195H136ZM151 196H150V198H147V199H150V201H151ZM156 196V197H157ZM162 196L163 195H161V196H159V199H160V197L162 198ZM167 193H166V195L165 196H163V200H164V197H165V201H163V202H161L160 200H162V199H160L159 200V202H160V204L161 203H167V204H170V207H172V204H173V208H174V206L175 205H182V203H181V201L180 200H178L179 202H177L175 199L173 200V199H171L170 200V203H169V201H167ZM6 197V196H5ZM9 198V199H12V202H11V200H8V198H7V200H8V202L6 203L4 200H6V198L5 199H1L0 200V202H2L1 204H0V208L1 207H7L8 208V206H9V209H10V211H11V213L14 211L15 212V210H13V208L11 207L12 205L14 206L15 204H16V201H15V199L14 198ZM17 197V196H16ZM121 197H120V199H121ZM145 198H146V196H144ZM148 197V196H147ZM168 197H170V196H168ZM183 197H185L184 196V194H183ZM255 197V198H254ZM20 198V197H19ZM18 197H17V199H19ZM124 198H127V199H129L128 198V196H125ZM137 198H140L139 200H141L142 199V201H143V198H142V196L141 197H137ZM173 198H175V197H173ZM178 198V197H177ZM176 198V199H177ZM179 198H180V195H179ZM225 198V200L224 201H222L223 199ZM251 198L249 199L250 201H251ZM16 199V200H17ZM146 199V200H147ZM153 199V198H152ZM157 199H158V197H157ZM236 199V198H235ZM6 200V201H7ZM145 200V199H144ZM169 200V199H168ZM182 200V199H181ZM184 200V199H183ZM182 200V201H183ZM229 200V201H228ZM13 201H15V202H13ZM17 201H21L20 199L19 200H17ZM25 201V200H24ZM141 201V202H142ZM148 202H149V200H147ZM146 201V202H147ZM185 201H184V203H185ZM194 201V202H193ZM209 201H212L213 202V204L210 202V204H209ZM251 201V202H252ZM140 202V201H139ZM171 202H174L175 203V205H174V203H172L171 204ZM196 202V203H195ZM221 202H219V204L221 205L222 203ZM8 203H10L9 205H8ZM18 203V202H17ZM22 203V202H21ZM21 203L20 204H16L17 206H16V208L17 207H23L22 205H21ZM24 203V202H23ZM31 203V205L32 204H34L33 202H29V204ZM190 203H191V205H190ZM200 203L202 204H205V201L204 202H202V200L200 201ZM225 203V204H226ZM241 203V204H242ZM5 204H7V205H5ZM25 204V203H24ZM29 204L27 205V208H28V206H29ZM142 204L144 205V202H142ZM152 204H154V203H152ZM156 204V203H155ZM158 204V203H157ZM160 204H158V205H160ZM166 204V205H167ZM186 204V203H185ZM195 205V207H193L194 205ZM211 204H212V206H211ZM139 206H142V205H140V204H138ZM147 205H149L148 203H147ZM147 205H145V206H143V207H140V209L142 208L143 210H141L142 211V213H141V211H140V209L139 210H137L138 211V214H137V218L139 219L140 217V219H143L142 217H145V219H143L141 222H143V221H148V220H150V217H149V214L154 210L153 208L154 207H156L157 205H152V206H150V207H147L146 208V206ZM166 205H163V206H166ZM215 205V206H214ZM33 206V205H32ZM32 206H31V209H32ZM168 206V205H167ZM190 206V207H189ZM211 206V207H210ZM5 207V208H6ZM25 207H26V205H25ZM35 207V206H34ZM34 207H33V209H34ZM123 207V206H122ZM158 207V206H157ZM161 207V206H160ZM169 207V206H168ZM167 207V208H168ZM186 207V206H185ZM192 207V208H191ZM222 207V206H221ZM15 208V209H16ZM20 208V209H21ZM126 207H124V209H125ZM138 208V207H137ZM147 210H146V209ZM150 208H152V209H150ZM164 208V207H163ZM190 208V209H189ZM194 208V210H191V209H193ZM227 208V209H226ZM32 209V210H33ZM217 209V210H216ZM18 210H19V208H18ZM24 210H26V211H28V210H30V208H28V209H25L24 207H23V211ZM31 210V211H32ZM147 212H146V211ZM152 210V211H151ZM166 210H168V209H166V207H165V211ZM174 210H172L173 212H174ZM219 210H220V208H219ZM21 211V210H20ZM20 211H18V212H20ZM34 211V210H33ZM125 211V210H124ZM145 211V212H144ZM149 211H151V212H149ZM162 211L163 210H161V214H158V213H153V216H152V222L155 220V219H153V217L155 216V215H159L160 217H161V215H162ZM201 211V210H200ZM199 211V212H200ZM224 211V210H223ZM223 211H221V212H223ZM13 212V213H14ZM17 212V211H16ZM16 212H15V214H16ZM25 212V211H24ZM30 212V211H29ZM29 212H27L28 213V215L29 216H31L30 215V213ZM149 212V213H148ZM167 212V211H166ZM176 212V211H175ZM220 211H218V213H221ZM12 213V214H13ZM35 213V212H34ZM123 213V212H122ZM177 213V212H176ZM201 213H204V212H200V213H198V214H200L201 215ZM216 213V212H215ZM15 214H13V215H15ZM21 214V212L18 214L17 213V215L19 216ZM23 215H25L24 213H22ZM20 215L19 217H25V216H23V215ZM54 214V213H53ZM113 214H114V212H113ZM147 214V215H146ZM12 215V216H13ZM27 215V216H28ZM34 215V214H33ZM114 215H120V214H114ZM123 215V214H122ZM144 215V216H143ZM152 214H150V216H151ZM164 215H166L165 214V212H164ZM186 215H188L187 216V218L185 217ZM228 216V219H226L227 217H225V216ZM16 216V215H15ZM15 216H13V217H15ZM27 216H26V218H27ZM115 216V217H116ZM199 216V215H198ZM13 217H11V215H10V218H13ZM114 217V216H113ZM112 217V219H114ZM155 217H157V216H155ZM163 218H164V216H162ZM161 217V218H162ZM224 217V218H223ZM233 217V218H234ZM9 218V219H10ZM26 218H22V219H26ZM31 218V217H30ZM33 218V217H32ZM119 218H121V219H119ZM149 218V219H148ZM191 218V219H190ZM193 218V219H192ZM203 218H205L204 219V223H202L201 222V220L203 221ZM230 218V219H229ZM9 219H7L9 222H10V225L11 226H13L14 225V223L13 224H11V221L9 220ZM15 219H17V217H15ZM115 219H117V217L115 218ZM115 219H114V221H115ZM139 219V220H140ZM157 219H159V218H156V220ZM179 218H177V221H181V220H178ZM198 219H199V221H198ZM6 220V221H7ZM12 220V219H11ZM14 220V219H13ZM17 220H19V219H17ZM17 220H16V222H17ZM21 220V219H20ZM118 220H122V216H119L118 217ZM226 220V221H225ZM228 220V221H227ZM7 221V222H8ZM127 221H129V220H125V221H122V224L123 223H126ZM131 221V220H130ZM129 221V222H130ZM135 221V220H134ZM145 221V222H146ZM186 221V220H185ZM3 222V221H2ZM5 222V221H4ZM3 222V223H4ZM6 222V223H7ZM8 222V223H9ZM13 222H15V221H13ZM21 222H23V221H21ZM21 222L19 223V224H21ZM121 222V221H120ZM152 222H150L151 224H152ZM164 222V221H163ZM196 222V224L195 225H197L196 226V228H195V225L193 224V223H195ZM18 223H16V224H18ZM130 223H132V221L130 222ZM129 223V224H130ZM148 223V222H147ZM146 223V224H147ZM185 223V222H184ZM199 223H202V224H199ZM232 223L234 224V225H232ZM1 224V223H0ZM19 224H18V226H19ZM103 224H104V222H103ZM128 224V223H127ZM136 223H134V225H135ZM137 224H140V222H137ZM141 224H143L144 225V222L143 223H141ZM180 224H182L181 222H180ZM148 225L150 226V224H147V227L145 226H143V228H146L144 231H147V230H149L148 229ZM153 226H157L156 225V223H155V225L154 224H152ZM151 225V226H152ZM193 225V226H192ZM16 226V225H15ZM163 226H164V223H163ZM183 226V227H182ZM261 226V225H260ZM142 226H140V229H141V232H142V228H141ZM154 227V228H155ZM175 227V226H174ZM176 227H179V226H176ZM263 227H264V224H263ZM153 228V227H152ZM151 229L152 231L153 230H155V229ZM165 228V227H164ZM167 228V229H168ZM188 229V230H185V229ZM192 228H194V230L196 231V233H195V231L194 230H192ZM166 229V230H167ZM170 229L168 230V232H166L167 234H169V233H173L172 231H170ZM197 229V230H196ZM133 230H135V231H138V228L136 229H133ZM199 230V231H198ZM236 230H238V231H236ZM258 230H260V231H258ZM190 231V232H189ZM198 231V232H197ZM129 232H130V230H129ZM133 231H131V233H132ZM149 232H150V230H149ZM148 232V233H149ZM182 234H181V233ZM184 232V233H183ZM190 234H189V233ZM113 233H114V231H113ZM128 232H126V234H127ZM137 233H139V231L137 232ZM153 232H151L150 234H152ZM165 233V234H166ZM180 235V237H179V235ZM126 234H123V238L125 239V237H126V240H127V238L129 237L130 239H133V238H135L134 236H136L135 234H133V236H132V234H131V236L128 234V235H126ZM153 234H155V232L153 233ZM166 234V235H167ZM186 234V235H185ZM115 235V234H114ZM124 235H126L125 237H124ZM139 235V234H138ZM178 235V236H177ZM188 235V236H187ZM120 236V235H119ZM119 236H117L118 238H119ZM170 236H172L171 238L172 239H174V240H171V238H170ZM175 236H177V237H175ZM183 236V237H182ZM186 236V237H185ZM137 237V236H136ZM139 237V236H138ZM187 237H189V238H187ZM117 238V239H118ZM123 238H121L120 237V239L121 240H123ZM129 238H128V240H129ZM179 238V239H178ZM182 238V239H181ZM191 238V239H190ZM115 239H116V237H115ZM171 241H170V240ZM181 239V240H180ZM184 241V244H179V246L181 247L180 249L181 250H179V249H176V247L178 246V245H176V247L175 248H173V250H177V251H179V253L177 252L176 253V251H174V253H172V246H174V244L176 243V242H178V241ZM217 240H219V242H217V243H215L214 241H217ZM172 241H173V244H172ZM32 242V244H34V242L33 241H30V243ZM36 242V241H35ZM169 245H168V244ZM182 243V242H181ZM208 243H210V244H212V243H215L213 246H211V248L209 247V249H206V248H204V249H202L201 250V247H205L206 245H210V244H208ZM219 243V244H218ZM31 244V245H32ZM35 244H37V243H35ZM177 244V243H176ZM104 245H105V243H104ZM103 245V246H104ZM157 245L155 246V247H157ZM164 245H168V247H170L171 249H169L167 246H164ZM23 246V245H22ZM29 246V245H28ZM33 246V245H32ZM106 246V245H105ZM164 246V247H163ZM178 246V247H179ZM187 247L189 250H187V252H186V250H184L183 248H185V247ZM177 247V248H178ZM183 247V248H182ZM192 247V248H191ZM195 247H198L200 250H201V256H199V254H200V252H198L199 254L197 255H195L194 254V252H193V255H191L190 256V254L191 253H189V251L190 252H192V249L193 248H195ZM166 248L167 249H169V250H166ZM208 248V247H207ZM183 249V250H182ZM186 249V248H185ZM47 250V249H46ZM45 250V251H46ZM52 250V249H51ZM54 251V253H56L57 254V252H56V250H55V248L53 249ZM163 250H164V252H163ZM195 250V253H197L196 252V248L195 249H193V251ZM203 250H204V252H203ZM47 251H50V248H49V250H47ZM165 251H169V253L171 254L172 253V255L173 254H175L176 253V255H174V257L172 256V257H170L169 255V253H165ZM182 252V254H181V252ZM185 251V252H184ZM198 251V250H197ZM206 251V252H205ZM52 251H50V253H51ZM157 252H159V251H157ZM160 252H159V254H160ZM16 253H18V252H16ZM41 253V252H40ZM47 254V252H44V254ZM49 253V252H48ZM54 253H53V255H54ZM183 253H185V255L183 256ZM189 253V254H188ZM20 253H18V255L17 254H11V258H10V263H7V260H9V258L5 261V260H3V258L2 259H0V264H51L52 262H53V260L54 259H56V260H54V263H52V264H67V263H71V264H77L76 262L78 261H80L79 259H77V258H75V259H69V260H66V261H64L66 258H67V256H66V258H64L65 256H59L58 255V257L57 256H54L53 257V255H51V256H49V254H48V256L45 254V256H47V257H45L44 256V258H42L41 257V255L39 254V253H37V254H39L40 256H38L39 258L41 257V259H35L34 258V256L35 255H37L36 253H35V255L34 256H32L33 258H26V259H22L21 257H19L20 255H19ZM34 254V253H33ZM43 254V255H44ZM52 254V253H51ZM55 254V255H56ZM156 254V253H155ZM154 254V255H155ZM179 254V255H178ZM180 254H181V256H180ZM189 256H188V255ZM21 255H23V254H21ZM26 255V254H25ZM30 255V254H29ZM29 255H26V256H24L23 255V258L24 257H27V256H29ZM153 255V254H152ZM152 255L150 254L147 258L145 257V258H143V260L141 259L137 264H149L150 262V264H155L156 262H158V259H159V261H161L162 259L161 258H157V256L155 255H153L154 257H152ZM6 256V255H5ZM5 256H2V254H1V257H4V259H5ZM7 256H9V254L7 255ZM31 256V255H30ZM153 258H151V257ZM159 256V255H158ZM177 256H179L178 258H176ZM203 256V257H202ZM0 257V258H1ZM10 257V256H9ZM56 257V258H55ZM151 259H150V258ZM201 259H200V258ZM173 258V259H172ZM81 259V258H80ZM148 259H150V260H148ZM156 259V260H155ZM172 259V260H171ZM175 259H176V261H175ZM180 259V260H179ZM81 260H83V259H81ZM148 260V261H147ZM178 260V261H177ZM170 261V262H169ZM152 262H154V263H152ZM182 262V263H181ZM157 264V263H156ZM163 264V263H162Z\"/></svg>",
	"mask_w": 264,
	"mask_h": 264
}]
</instances>
